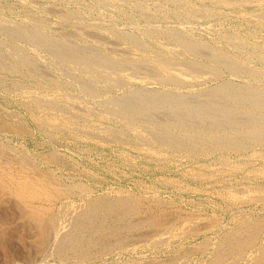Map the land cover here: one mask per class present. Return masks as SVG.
I'll use <instances>...</instances> for the list:
<instances>
[{
	"label": "rangeland",
	"instance_id": "1",
	"mask_svg": "<svg viewBox=\"0 0 264 264\" xmlns=\"http://www.w3.org/2000/svg\"><path fill=\"white\" fill-rule=\"evenodd\" d=\"M104 1H108V2H104ZM123 1V3L121 2ZM125 1V2H124ZM131 1V2H130ZM177 1V0H176ZM175 0H148L145 4V8L146 11H142L140 9L134 8V6H132V3L138 2V0H0V17L5 20H7V23L10 26L13 27H27V25L29 26V24L34 20V21H38L39 23H42L45 27V32L48 33L51 37L59 38V39H66L68 41H73V42H78L76 45L79 46V44L83 43L86 44L91 50H93V48L91 47H96L95 49L98 51H102V53L106 54V55H112L114 54V52H117V56L120 59L123 58H131L134 60H138L141 59L142 57V53L145 54L146 53H165L166 51H169L170 49L176 50V46L174 44V42L169 38H166V34L169 33H176V34H182L185 38H190V36L192 38L190 39H194V37H196L194 40H198L200 39V42H203L202 44H208L203 46V49H201V51L199 50L198 52H192V51H184L182 52L180 55V59L183 58L181 60L182 64L181 66H183V63H187L189 60H187L188 58L191 61V64L193 63V65L195 64L196 68L198 69V72H200L202 69L206 70L205 72L202 71L203 75L200 74L198 72H193L194 75H192L191 77H189L190 75H186V77L184 76L183 78L185 79H177L180 81H175L177 83H174L173 80L169 81L166 79L165 82L163 80V78H158L161 77L156 69L155 66L151 63V65H146V64H141L139 67V72H135V75L137 76V78L140 80H136V76L135 78H131V79H127L123 78L121 80H118L115 84H101L99 82H96V84H94V80L92 82V79L88 78V76L82 72H80L79 70H75L73 66L70 65V67H68L69 65L66 66L65 63H63L59 57L57 58V56H55L54 54H49V52L53 53L52 51H50L49 49H45L44 47L38 45L35 42H28L26 43L25 38H22V35L19 34H15L10 31V35L8 34L9 31L6 30H2L0 31V58H2L3 61V66H1L0 68V149L4 152L2 154V156H0V174L3 175V177L5 180H9V176L13 175L14 173H17L16 168H20V164L21 161L23 159V157H25L27 159L23 160V163H30L35 166L34 170L36 171H32V170H27L25 168V170L27 171H23L24 175L31 176L32 178V174L34 175L33 178L37 177H43L40 174H44V176L50 181L53 182V184H56V186H58L60 189H67L69 193H67L65 195L64 198H62V202L64 201L66 203V211L67 213L61 212L57 214V217L55 219V226L57 227H62V229L67 228L68 227V216H69V212H73L74 210H76L78 207H80L81 205H84L87 202V199L89 197L90 200H93V198H106V199H116V198H136L139 201V207H138V212L134 215H132L130 218L132 220H146V219H156L159 218L162 220H169L170 221L173 219L174 221V230L177 232L179 230H181V226L182 227V233L181 236L178 233L179 236H175V234L167 232L165 230V227H154L152 225H148L147 222H144V224L141 226H139L138 228H133V229H127L123 227V222H122V218L121 217H117V215L113 214L111 215V213L108 215L105 214V216L102 217V226H97L94 224V226L92 227H88L87 234L89 233V237L88 239H90L88 241V239L85 241V243L82 244L83 247L87 248V251L84 255H79L76 253L75 249L73 248H67V250L63 249L62 252L61 251H56L55 246L54 249L52 247V245H55V241H52L50 243V247L48 252L46 253V264H52V263H56V264H64V260L67 264H205V263H209L210 261L212 262L213 260V256L214 253H216L217 251H221L223 248H226L228 245V241L230 239L231 234L229 235V233H231L233 230H235V228L238 227V225L240 223H242L244 220L249 219V220H253V221H257L259 222L260 220V225H261V234L259 235V240H257L258 243H260V240L263 238V234H264V198L261 199L262 202H260V200H256V199H252L253 201H251V198H249V196H247L246 194L249 195L248 192L252 191L253 188H262L264 186V175L258 173L255 170L259 168L260 166H262V164L264 165V144H261L259 142L254 141L255 139L253 137L254 140H252L250 137L246 138L247 143L243 146V147H238L237 146H233L230 144H226L223 140V135L224 133H229L231 135V137H238V132L240 131V126L242 127L243 125H248L247 123L252 124V122L255 120V118H257V115H260V113H256L254 108L251 106L250 102H247L245 99H243L242 94L240 95L239 92H235L233 94H228V93H219L216 94L215 96L212 94L213 92V87L214 84L219 85L220 82L222 81L224 84L230 83V86H233L234 88L237 89H241L243 90L245 87L254 89V90H258L260 92H262L264 94V64H262L264 62V60L260 57V52L264 51V25L260 24L257 20V18H255V14L254 11L257 12L259 10V14L262 15V17L264 16V6H262L261 4H257L255 5L256 0L255 1H250L247 3H243L242 0H239V2H221L222 0H220L219 6L218 4L215 5L214 2H219L218 0H185L188 4L189 7V12H184L188 9H181L177 4L179 2H176ZM202 1V2H201ZM209 1V2H208ZM242 1V2H240ZM110 2V4H109ZM115 2V3H114ZM118 2V3H117ZM130 2V5H129ZM193 2V3H192ZM199 2V3H197ZM113 3V4H112ZM127 3V4H126ZM195 3V4H194ZM207 3V5H206ZM212 3V4H211ZM221 3L222 4L221 6ZM232 3V4H229ZM240 3V5L238 4ZM108 4V5H107ZM115 4V5H114ZM177 4V5H176ZM195 7V8H193ZM199 6H198V5ZM127 5V6H126ZM130 7H129V6ZM211 5V7H209ZM225 5V7H223ZM254 5L256 7H254ZM260 5V6H259ZM132 6V7H131ZM206 6V7H205ZM213 6V8H212ZM216 6V7H215ZM231 8H230V7ZM240 6V7H239ZM177 7V9H176ZM204 7V8H203ZM218 7V8H217ZM222 7V8H220ZM236 7V8H235ZM131 8V9H130ZM150 10H149V9ZM153 8V9H152ZM192 8V9H191ZM203 8V9H202ZM229 8V10H228ZM257 8V9H256ZM130 9V10H129ZM174 9H176L175 11L178 13L175 14L176 12H174ZM214 9V10H213ZM231 9V11H230ZM240 11H239V10ZM261 9V10H260ZM119 10V11H118ZM132 10L134 12H132ZM138 10V11H137ZM149 10V11H148ZM152 10V11H151ZM155 10V11H154ZM211 10V11H210ZM226 10V11H225ZM118 11V12H117ZM151 11V12H150ZM154 11V13H153ZM160 11V12H159ZM183 11V12H181ZM221 11V12H220ZM223 11V12H222ZM236 11V12H235ZM243 11L242 14L237 13V12H241ZM70 12H76V16H69L68 13ZM131 12V15L130 13ZM159 12V13H158ZM165 12V13H164ZM167 12V13H166ZM217 12V13H216ZM261 12V13H260ZM140 13V14H138ZM144 15H143V14ZM164 14H166L167 16H165L166 18H164ZM183 13V14H182ZM212 13V14H211ZM214 13V14H213ZM128 14V16H127ZM137 14V15H136ZM152 14V15H151ZM159 14V15H158ZM173 14V15H172ZM254 14V15H253ZM141 15V16H140ZM155 15H157L156 17H154ZM127 16V17H126ZM134 16V17H133ZM150 17L149 18H144V17ZM155 19H152L153 17ZM66 17V19H65ZM69 17V18H68ZM73 19H71V18ZM130 17H132L130 19ZM136 17V18H135ZM163 17V18H162ZM249 17V18H248ZM145 20H144V19ZM253 20H252V19ZM264 18V17H263ZM165 19V20H163ZM70 20V21H69ZM148 20V22H147ZM10 23H9V22ZM252 21V22H251ZM256 21V22H255ZM133 22V23H132ZM130 23L134 24L136 23L139 26H141L142 28H144L145 26H149V27H145V30L148 28V32H150L151 30H153L154 26L156 28V30H154V32H157L154 37H151L150 35H148L147 37H143V31H145L144 29L142 30L141 27H139V29L137 27L136 24H134L135 26H130L128 25ZM255 23V24H254ZM144 24V25H143ZM150 24V25H149ZM46 25V26H45ZM153 25V27H152ZM180 25H184L183 27ZM256 25V27H255ZM88 26H92L88 27ZM99 26V27H98ZM179 26V27H178ZM261 26V27H259ZM96 27V28H95ZM104 27V28H103ZM129 27V29H128ZM235 27V28H234ZM94 28V29H93ZM99 28V30H97ZM152 28V29H151ZM234 28V29H233ZM91 29V32H88ZM108 29H113L114 34L112 35L111 33H108ZM131 29V30H130ZM181 29V30H180ZM237 29V30H235ZM239 29V32H238ZM95 30V31H94ZM103 30V31H102ZM142 30V32H141ZM186 30V31H185ZM259 30V31H258ZM108 31V32H107ZM132 31V33H131ZM139 31L141 33H139ZM231 31V32H230ZM234 32V36L233 37V32ZM249 33H246V32ZM257 31V32H256ZM101 32V33H100ZM104 32V33H103ZM122 32V33H121ZM135 32V33H134ZM229 32L231 33V35H229L230 37H228ZM242 32V33H241ZM244 32V33H243ZM100 33V34H99ZM103 33V35H101ZM117 33V34H116ZM127 33H131V34H127ZM137 33H139L138 35H136ZM225 33V35H223ZM227 33V34H226ZM255 33V34H254ZM9 36H8V35ZM98 37H95V35ZM106 36H105V35ZM126 34V35H125ZM134 34V36L140 37L141 38V44L138 46H133L130 45L128 42H126L123 38V36H129ZM238 34V35H237ZM243 34V35H242ZM250 34V35H249ZM254 34V35H253ZM15 35V37H14ZM157 35V36H156ZM200 35V36H198ZM240 35V37H239ZM223 38H222V37ZM246 38H245V37ZM254 36V37H252ZM15 39H14V38ZM19 37V39H18ZM110 37V38H109ZM114 37V38H113ZM143 37V38H142ZM156 37V38H155ZM200 37V38H199ZM220 37V39H219ZM82 38V39H81ZM97 38V39H96ZM122 38V39H121ZM151 38L153 40H151ZM198 38V39H197ZM228 39H233V38H237V39H246L247 41H244V45L243 48H238L236 46V42L234 40H226ZM252 38V39H251ZM58 39V40H59ZM61 39V40H62ZM84 39V40H83ZM96 39V40H95ZM100 39V40H99ZM215 39V41H214ZM219 39V40H218ZM257 39V40H256ZM76 40V41H75ZM95 40V41H94ZM114 40V42H113ZM120 40V41H117ZM207 42H205V41ZM256 40V41H255ZM262 42H261V41ZM87 41H89L87 43ZM98 41V43H97ZM119 42V43H115ZM123 41V42H122ZM144 41V42H142ZM153 41V42H152ZM156 41V42H155ZM199 41V40H198ZM221 41V42H220ZM235 43H234V42ZM250 41V42H249ZM252 41V42H251ZM260 41V42H259ZM72 42V43H73ZM100 42V43H99ZM102 42V45H101ZM122 44H121V43ZM146 42V43H145ZM205 42V43H204ZM212 42V43H211ZM217 42V43H216ZM223 42V43H222ZM225 42H227V44H229L230 46H228ZM248 42V43H247ZM254 42V43H253ZM258 42V43H257ZM24 43V44H23ZM97 43V45L95 44ZM105 43V44H104ZM125 43V45L123 44ZM145 43V45H144ZM155 43V45H153ZM157 43V44H156ZM214 43V44H213ZM247 43V45L245 44ZM260 43L262 45H260ZM23 46H20L22 45ZM35 44V45H33ZM74 44V43H73ZM91 44V45H90ZM104 44V47H102ZM107 44V46H106ZM143 44V45H142ZM148 46H147V45ZM212 44V46H211ZM216 44V47H215ZM220 44V46H219ZM233 44L234 48L232 47ZM251 44V45H250ZM258 44V45H257ZM94 45V46H93ZM96 45V46H95ZM103 50H102V48ZM108 45H113L112 47H108ZM129 45V46H128ZM159 45V46H158ZM167 45V46H165ZM253 45V46H252ZM7 46L8 49H6L5 47ZM13 46H15L13 48ZM133 46V47H132ZM153 46V47H152ZM158 46V47H157ZM207 46V47H206ZM211 46V50L214 48H220L223 50H227L228 53L232 56H237L240 57L243 61H245V65L249 64L250 66H246L249 69H252V66L254 68H257L259 70L258 74H253L249 73L248 70L240 71L239 72H234L232 71V69L230 67H228L226 65V67L220 63H216L215 61H213L211 55H210V49H208ZM236 46V47H235ZM247 46V47H246ZM263 46V47H262ZM25 47V48H24ZM105 47L106 50H105ZM114 47V48H113ZM120 48V49H117ZM127 47V49H126ZM136 47V48H135ZM144 47V48H143ZM149 47V48H148ZM155 47V48H154ZM163 49H162V48ZM166 47V48H164ZM167 47L169 50H167ZM205 47V48H204ZM223 47V48H222ZM229 47V48H227ZM252 47V48H249ZM14 50H11V49ZM17 48H22L24 53L26 54L27 58L31 61L34 62V64H38V67H36L38 70L32 71L29 67L25 66H15L13 64L11 55ZM44 48V49H43ZM124 50H122V49ZM225 48V49H224ZM232 48V49H230ZM254 48L253 52L252 49ZM259 48V50L257 49ZM263 50H262V49ZM95 49L93 51H95ZM117 49V50H116ZM139 51H138V50ZM142 49V50H141ZM145 49V51H144ZM149 49H152L153 51H150ZM154 49L156 51H154ZM159 49L161 51H159ZM206 49V50H204ZM257 49V50H256ZM45 50V51H44ZM114 50V51H113ZM120 52H119V51ZM148 52H147V51ZM170 50V51H171ZM237 50V51H236ZM249 52H247V51ZM261 50V51H260ZM4 51V52H2ZM8 53H7V52ZM111 51V52H110ZM113 51V52H112ZM127 51V52H125ZM142 53H141V52ZM205 51V52H204ZM248 53V57L246 52ZM252 53H251V52ZM256 51H259L256 53ZM44 52V53H43ZM108 52V54H107ZM134 52V54L132 53ZM140 52V53H139ZM210 52V53H209ZM239 52V53H238ZM245 52V53H244ZM10 53V54H9ZM28 53V54H27ZM132 53V54H131ZM137 53V54H136ZM184 53V54H183ZM192 53V55L190 54ZM208 53V54H207ZM241 53V54H240ZM255 53V54H254ZM7 54V55H6ZM49 54V55H47ZM122 54V55H121ZM131 56H130V55ZM205 54V55H204ZM234 54V55H233ZM237 54V55H236ZM240 54V56H239ZM251 54V55H250ZM50 55H54L53 57ZM115 55V54H114ZM134 55V57L132 56ZM185 55V56H184ZM189 55V57H188ZM244 55V56H242ZM246 55V56H245ZM250 55V56H249ZM125 56V57H124ZM128 56V57H127ZM255 56V57H253ZM7 57V59H6ZM31 57V58H30ZM133 57V58H132ZM137 57V59H136ZM140 57V58H139ZM185 57V58H184ZM188 57V58H187ZM245 57V58H244ZM252 57V58H251ZM257 57L259 59H257ZM187 58V59H186ZM251 58V59H250ZM255 58V59H253ZM261 58V60H260ZM1 59V60H2ZM6 59V61H5ZM57 61H56V60ZM245 59V60H244ZM248 59V60H247ZM253 59V60H252ZM11 60V61H10ZM187 61V62H184ZM194 60V61H193ZM259 62H258V61ZM263 60V61H262ZM193 61V62H192ZM200 61V62H199ZM249 61V62H248ZM262 61V62H261ZM60 62V63H59ZM177 63H180V61H176ZM198 64H196V63ZM6 63V64H5ZM8 63L10 65H8ZM258 63V64H257ZM13 64V65H12ZM61 64V65H60ZM6 65V66H4ZM12 65V66H11ZM202 65V66H200ZM260 65V66H259ZM64 66V67H62ZM66 66V67H65ZM180 68V65L177 64L175 65V68ZM199 66V67H198ZM5 67V68H3ZM15 67V68H14ZM129 67V66H128ZM128 67L126 66L125 68L128 69ZM206 67V68H205ZM262 67V68H260ZM10 70L8 72V70ZM17 68H21L20 71ZM29 68V70H28ZM66 68V69H65ZM145 68H148L147 70ZM151 68V69H149ZM214 68H216L218 72V76L216 75V69L214 71ZM229 68L231 69L229 72ZM254 68V69H255ZM17 69V70H16ZM143 69L146 70L143 72ZM154 69V70H153ZM201 69V70H199ZM212 69V71H211ZM4 70V71H3ZM16 70V73H15ZM25 71L23 72V74L21 73V71ZM67 70V71H66ZM74 70V71H73ZM262 70V72L260 71ZM7 71V72H6ZM18 71V72H17ZM30 71V72H28ZM152 71V72H151ZM208 71V73H207ZM232 71V72H231ZM5 72V73H4ZM20 72V73H19ZM43 72V73H42ZM70 72V74H69ZM76 72V73H74ZM79 72V73H78ZM142 72V73H141ZM215 75H214V73ZM242 72V73H241ZM247 72V74H246ZM15 73V74H14ZM37 75H36V74ZM145 73V74H143ZM151 73H153L152 75H150ZM198 73V75H197ZM201 73V72H200ZM213 73V75L211 74ZM234 73V74H233ZM245 73V74H244ZM261 73V74H260ZM5 74V75H4ZM8 74V75H7ZM25 74V75H24ZM26 74L28 75V77L26 76ZM72 74V77H71ZM139 74H143V75H139ZM155 74V75H154ZM206 74V75H204ZM208 74V76H207ZM210 74V75H209ZM20 75V76H19ZM40 75V76H39ZM70 75V76H69ZM79 75V76H78ZM81 75V76H80ZM86 75V76H85ZM149 76L148 80L149 82H146V79H144L146 76ZM156 75L158 77H156ZM220 75V76H219ZM23 76V77H22ZM25 76V77H24ZM43 76V78L41 77ZM79 78H78V77ZM151 76V77H150ZM188 76V77H187ZM200 78H199V77ZM204 76V78H203ZM206 76V79H205ZM32 77V78H31ZM35 77V78H34ZM37 77V78H36ZM45 77V78H44ZM58 77V79H57ZM81 77V78H80ZM87 77V78H86ZM144 77V78H142ZM155 77V78H153ZM209 77V78H208ZM31 78V80H30ZM39 78V79H38ZM50 78H52L51 80L55 81V78L57 79L56 82H50ZM65 78V80H64ZM69 78V79H67ZM80 80V82L82 80L86 82H89L90 84H88V86L90 85V87L92 89H96V93L94 95L89 94L90 92L83 90L82 88H78V82L75 79ZM153 78V79H152ZM22 79V80H21ZM28 79V80H27ZM38 79V80H37ZM45 79V80H44ZM61 79V82H60ZM90 81H88V80ZM144 79V80H143ZM152 79V81H151ZM160 79V80H159ZM198 79V81H197ZM32 82H30V81ZM48 80V81H46ZM130 80V81H129ZM147 80V81H148ZM159 80V81H158ZM186 80V82H185ZM190 80V81H189ZM193 80V82L191 81ZM201 80V81H200ZM37 81V82H36ZM40 81V82H38ZM71 81V82H70ZM126 81V82H125ZM128 81V82H127ZM144 81V82H142ZM155 81V82H153ZM161 81V82H160ZM183 81V82H182ZM200 81V82H199ZM43 82L45 84H43ZM75 82V83H74ZM83 82V81H82ZM124 82V84H123ZM140 82V83H139ZM142 82V83H141ZM163 82V83H162ZM173 82V83H172ZM182 82V83H181ZM189 82V83H187ZM219 82V84H218ZM228 82V83H226ZM15 84V85H12ZM25 83V84H23ZM30 83V84H29ZM35 83V84H33ZM48 83V85H47ZM50 83V84H49ZM72 83V84H70ZM77 83V84H76ZM134 83V84H133ZM137 83V84H136ZM144 83V84H143ZM155 83V84H154ZM222 83V84H223ZM23 84V85H22ZM39 84V86H38ZM53 84V85H52ZM55 84V85H54ZM66 84V85H65ZM76 84V85H75ZM94 84V86H93ZM121 84V85H120ZM142 84V85H141ZM147 86H146V85ZM220 84V85H222ZM35 85V86H34ZM73 85V86H72ZM78 85V86H77ZM115 85V86H114ZM128 87H127V86ZM130 85V86H129ZM14 86V87H13ZM18 86V87H17ZM42 86V87H41ZM44 86V87H43ZM47 86V87H46ZM57 86V88L55 87ZM59 86V87H58ZM72 86V88H71ZM93 86V87H92ZM99 86V87H98ZM104 86V87H103ZM113 86V87H112ZM118 86V87H117ZM140 86V87H138ZM144 86V87H142ZM3 87V88H2ZM7 87V88H6ZM21 87V88H20ZM26 87H28L26 89ZM32 87V88H31ZM51 89H50V88ZM55 87V88H54ZM70 87V88H69ZM107 87V88H106ZM111 87V89H110ZM117 87V88H116ZM125 87V88H124ZM132 87V89H131ZM217 87V86H216ZM215 87V88H216ZM31 88V89H30ZM46 88V89H45ZM48 88V89H47ZM74 88V89H73ZM76 88V89H75ZM101 88V89H100ZM103 88V89H102ZM128 88V89H127ZM139 88V92L142 94H146L148 93V100L149 98L153 99L155 98V96H160L159 98H157L160 103H156L158 106H156V104H154L153 106L151 105V107L148 105V110L143 111L142 114H138L134 117H132L129 122V120L124 119V117L122 115H119L118 113L117 116L114 115L112 112H114L113 108V103L112 101H120L122 98H126V96L128 95L127 91L130 92H135L134 90ZM162 88V89H161ZM5 89V90H4ZM40 89V91H39ZM53 89V90H52ZM60 91H58V90ZM72 89V90H71ZM79 89V90H78ZM120 89V90H118ZM123 89V90H122ZM146 89L148 90V92H146ZM28 90V91H26ZM45 90V91H43ZM50 90V91H49ZM58 92H56V91ZM69 90V91H68ZM98 90V91H97ZM108 90V91H107ZM21 91V92H20ZM26 91V92H25ZM34 91V92H33ZM101 91V92H100ZM107 91V92H104ZM138 92V89L136 90ZM143 91V92H141ZM18 92V93H17ZM24 92V94H23ZM29 92V94H28ZM33 92V93H32ZM42 92V93H41ZM63 92V93H61ZM66 92V93H65ZM70 92V93H69ZM74 92V93H73ZM79 92V93H78ZM86 94H84V93ZM124 92H127V95L124 94ZM129 92V93H130ZM138 92V93H139ZM162 92V93H160ZM4 93V94H3ZM16 93V95H15ZM44 93V94H43ZM51 93H53L51 95ZM81 93V94H80ZM43 94V96H42ZM61 94V95H60ZM62 94L64 96H62ZM66 94V95H65ZM70 95L71 97H68V95ZM97 94V96H96ZM131 94V93H130ZM129 94V95H130ZM158 94V95H157ZM165 98V96L167 97V100H163L161 98H163V96ZM3 95V96H2ZM15 95V96H14ZM31 97H30V96ZM58 97H57V96ZM72 95L74 97H72ZM78 95V96H77ZM81 95V96H80ZM155 95V96H154ZM2 96V97H1ZM7 96V98H6ZM22 96V97H20ZM28 96V97H26ZM37 100H36V98ZM39 98H38V97ZM42 96V97H41ZM52 96V97H50ZM61 96V97H60ZM90 96V97H89ZM93 96V97H92ZM153 96V97H152ZM169 96V98H168ZM226 96V97H225ZM14 97V98H13ZM44 97V98H43ZM47 97V98H46ZM65 97V98H64ZM2 98V100H1ZM5 100H4V99ZM33 98V100L31 99ZM37 101H35L34 100ZM64 98V101H62ZM77 98V99H75ZM155 98V99H156ZM227 98V99H226ZM27 99V100H26ZM51 99V100H50ZM71 99V100H69ZM74 99V100H73ZM128 97L125 99L127 100ZM161 99V100H160ZM174 99V100H173ZM177 99V100H176ZM31 100V101H30ZM45 102V104L42 102ZM45 100V101H44ZM55 100L54 104L52 106H50V102L47 103L48 101H52ZM59 100V101H58ZM77 104L73 102V101ZM124 100V99H122ZM163 100V102H161ZM213 102H212V101ZM35 101V102H33ZM39 101V102H38ZM68 101V102H66ZM111 101V102H110ZM165 101V102H164ZM167 101V103H166ZM174 101H179V103ZM182 101V102H181ZM187 102V106L186 104L183 102ZM203 101V102H202ZM227 101V102H226ZM2 102V103H1ZM58 102V103H57ZM83 102V103H82ZM202 102V103H201ZM36 103V104H35ZM42 103V104H40ZM75 105V106H73ZM86 103V105H85ZM162 103V104H161ZM170 103V105L168 104ZM183 103V105L181 104ZM205 103V104H203ZM8 104V105H7ZM28 104V105H27ZM30 104V105H29ZM40 104V105H39ZM44 104V105H43ZM48 104V105H47ZM55 104H57V106H54ZM62 104V105H60ZM70 104V105H69ZM185 104V106H184ZM211 104V105H210ZM217 104V105H216ZM37 105V106H36ZM42 105V106H41ZM47 105V106H46ZM66 105V106H65ZM72 105V106H71ZM165 105V106H163ZM179 105V106H177ZM182 105V106H181ZM190 105V106H188ZM206 105H207V110H206ZM224 105V106H223ZM24 106V107H22ZM27 106V107H26ZM44 106V107H43ZM54 106V107H53ZM59 106V107H58ZM82 106V107H81ZM161 106V107H159ZM177 106V107H176ZM184 106V107H183ZM211 106V107H210ZM52 110H51V108ZM57 107V108H56ZM67 107V108H66ZM81 107V108H80ZM89 107V108H88ZM153 107V108H152ZM165 107V108H163ZM199 107V108H198ZM224 107V109H223ZM228 107V108H227ZM4 110H3V109ZM30 108V109H29ZM48 108V109H47ZM59 108V109H58ZM78 108V110H77ZM83 108V109H82ZM88 108V109H86ZM101 108V109H100ZM155 108V109H154ZM160 110H157V109ZM184 108H186L184 110ZM192 108V109H189ZM226 108V109H225ZM230 108V109H229ZM35 109V110H34ZM75 109V110H74ZM90 109V110H89ZM95 110L97 112H92L91 110ZM104 109V110H103ZM112 109V112H111ZM198 109V110H197ZM201 109V110H200ZM205 109V110H204ZM221 109V110H220ZM222 109L224 110L223 113L221 112ZM61 110V112L59 111ZM68 112H67V111ZM72 112H71V111ZM74 110V111H73ZM82 110V111H81ZM89 110V111H88ZM103 110V111H102ZM109 110V111H108ZM151 110V112H150ZM155 110V111H152ZM157 110V111H156ZM182 110V111H181ZM188 110V111H187ZM192 110V111H190ZM212 112H211V111ZM233 111V113H229L227 116V113L225 114V111ZM11 111V112H10ZM32 111V113H31ZM65 111V112H64ZM78 111V112H77ZM84 111V112H83ZM199 111V112H198ZM208 111V112H207ZM210 111V112H209ZM8 112V113H7ZM45 113L47 116V119H57L59 117H64L66 119L65 124H59L52 126L50 129L48 127H46L44 124L42 126V123L39 122L36 118L35 113ZM50 112V114H49ZM75 112V114H74ZM83 112V114H82ZM150 112V113H149ZM184 112H188V113H184ZM195 112V113H194ZM216 112V114H215ZM221 112V113H220ZM6 113V114H5ZM16 113V114H14ZM18 113V116H17ZM24 113V114H23ZM58 113V114H57ZM77 113V114H76ZM88 113V114H87ZM95 115H94V114ZM99 113V114H98ZM103 115H101V114ZM112 113L113 116H115V118H112L113 116L110 114ZM144 113V115H143ZM147 113V114H146ZM197 113H201V114H197ZM205 113V114H204ZM211 113V114H210ZM218 113V114H217ZM264 113V112H263ZM263 113H261V117L259 116L258 118H264ZM8 114V115H7ZM10 114V115H9ZM87 114V115H85ZM197 114V115H196ZM208 117H207V115ZM213 114V115H212ZM222 114V115H221ZM257 114V115H256ZM5 115V116H4ZM20 115V116H19ZM74 115V117L72 118L71 116ZM80 115V116H79ZM109 117H108V116ZM119 115V116H118ZM142 115V116H141ZM203 117L201 118L200 117ZM204 115V116H203ZM206 115V116H205ZM221 115V116H220ZM233 115V116H232ZM7 116V118H6ZM16 116V117H15ZM30 116V117H29ZM34 116V118H33ZM102 116V117H100ZM106 116V117H105ZM139 116V117H138ZM140 116L143 118L144 120L140 118ZM148 116V117H146ZM216 118V121L218 120V118L220 120H218V123L215 122L214 119L211 118ZM222 116H224V118L221 120ZM253 118H252V117ZM257 116V117H255ZM87 117V118H86ZM94 117V118H93ZM100 117V118H99ZM122 121L121 120V118ZM138 120H137V118ZM179 117V118H177ZM182 117V119L180 118ZM208 119L206 121V118ZM227 117V118H225ZM251 117V118H250ZM14 118V119H13ZM23 118V119H22ZM36 118V119H35ZM68 118V119H67ZM75 118V119H74ZM118 118V119H117ZM146 118V119H145ZM205 118V119H204ZM234 118V119H233ZM19 119V120H17ZM31 119V120H29ZM87 119V122H86ZM90 119V120H89ZM97 119V120H96ZM102 119V120H101ZM225 119L227 121H225ZM230 119V122H229ZM231 119H233L231 121ZM251 119V120H250ZM4 120V122H3ZM21 120V121H20ZM26 120V121H25ZM34 120V121H33ZM73 120V121H72ZM76 120V121H75ZM81 120V121H80ZM84 120V121H83ZM141 120V121H140ZM181 120V121H180ZM193 120V122H192ZM204 122H203V121ZM211 122H210V121ZM264 120V119H263ZM8 121V122H7ZM18 121V122H17ZM37 121V122H35ZM72 123H70V122ZM91 123H89V122ZM137 121V124L136 122ZM142 121L144 122V125L142 124ZM180 121V122H179ZM219 121L221 123L224 122V125L226 124L227 126H223L219 124ZM2 122V123H1ZM7 122V123H6ZM11 122V123H10ZM16 122V123H15ZM23 122V123H22ZM76 122V123H75ZM79 122V123H78ZM95 122V123H94ZM106 122V123H105ZM125 122H127L125 124ZM129 122V123H128ZM148 122V123H147ZM156 122V123H153ZM159 122V123H158ZM211 124H210V123ZM213 122V123H212ZM228 122V123H227ZM231 122L232 125H231ZM6 123V124H5ZM36 123V124H35ZM39 123V124H38ZM85 123V124H84ZM89 123V124H88ZM117 123V125H116ZM123 123V124H122ZM131 123V124H130ZM135 125H134V124ZM141 123V124H139ZM145 123H147L145 125ZM154 124V125H150V124ZM162 125H159L161 124ZM165 125H164V124ZM175 123V124H174ZM192 123V124H191ZM196 123V125H195ZM199 123V124H198ZM202 123V124H201ZM205 123V125H203ZM208 123V124H207ZM217 123V125H216ZM230 123L231 126H228ZM246 123V124H245ZM2 124V125H1ZM4 124V125H3ZM13 126H12V125ZM75 124V125H74ZM92 124V125H91ZM94 124V125H93ZM127 124H129V130L127 127ZM133 124V125H132ZM149 124V125H148ZM235 124V125H234ZM236 124L238 126V128H236ZM249 124V126L251 125ZM28 125V126H27ZM37 125V126H36ZM74 125V126H73ZM132 125V126H131ZM140 125V126H139ZM157 125V126H156ZM164 125V126H163ZM195 125V126H193ZM207 125V126H206ZM209 125V126H208ZM211 127L210 130L208 127ZM219 125V127H218ZM12 126V127H11ZM21 126H24V128H22V130L19 129V127L21 128ZM39 126V127H38ZM66 126V127H64ZM72 126V127H71ZM77 126V127H76ZM122 128H121V127ZM138 126V127H137ZM174 126V127H173ZM178 126V128H177ZM192 126V127H191ZM202 126V127H200ZM205 126V127H203ZM214 126V127H213ZM217 129H216V127ZM252 126V125H251ZM28 127V128H27ZM37 127V128H36ZM46 127V128H44ZM88 127V128H87ZM98 127L99 131H98ZM101 127V128H100ZM105 127V128H102ZM126 127V128H125ZM132 127V128H131ZM138 129H137V128ZM140 127V130H139ZM141 127H142V132H141ZM145 127V128H144ZM165 127L167 129H165ZM196 127V129L194 128ZM199 127V128H198ZM228 127V128H227ZM8 128L9 131H8ZM14 128V129H13ZM40 128V130H39ZM60 128V130H59ZM70 128V129H69ZM82 128V129H81ZM84 128V129H83ZM85 128L86 132H85ZM92 128V129H90ZM115 128V129H114ZM121 128V129H120ZM153 128V129H152ZM171 128V129H170ZM175 128V129H174ZM222 128V129H221ZM36 129V130H35ZM53 129V130H52ZM58 129V130H57ZM66 129V130H65ZM103 129V130H102ZM133 129V130H132ZM135 129V130H134ZM146 129V130H145ZM148 129V130H147ZM151 129V131L149 130ZM184 129V131H183ZM192 129V130H191ZM201 129V130H200ZM215 129V130H214ZM220 129V130H219ZM233 129V130H232ZM237 129V131H236ZM15 130V131H14ZM34 130V131H33ZM38 130V131H37ZM44 130H46L45 132H43ZM63 130V131H62ZM68 130V131H67ZM80 130V131H78ZM82 130V131H81ZM89 130V132H88ZM138 130V131H137ZM161 133H160V131ZM163 130V131H162ZM164 130H166V132H164ZM173 130V131H172ZM179 130V131H178ZM196 130V132H195ZM205 130V131H204ZM209 130V131H208ZM219 130V131H218ZM226 130H228L226 132ZM3 131V132H2ZM26 131V132H25ZM48 131V132H47ZM54 131V132H53ZM62 131V132H61ZM91 131V132H90ZM93 131V134H92ZM101 131V132H100ZM133 131V132H132ZM136 131V132H135ZM147 131V132H146ZM154 131L153 134H157V137L152 135V132ZM169 133V140H165L163 138H161L160 136L166 135L163 133ZM183 131V132H181ZM194 131V132H193ZM201 131V132H200ZM206 131H208L206 133ZM213 131V132H212ZM217 131V132H216ZM223 131V132H221ZM234 131V132H233ZM22 132V133H21ZM53 132V133H52ZM56 132V134H55ZM60 132V133H59ZM76 132V133H75ZM88 132V133H87ZM125 132V133H124ZM139 132V133H138ZM141 132V133H140ZM144 132V133H143ZM151 134H150V133ZM174 132V133H172ZM191 132V133H189ZM200 132V134H199ZM219 134H215L218 133ZM9 133V135H8ZM15 133V134H14ZM35 133L37 135H35ZM49 133V134H48ZM64 133V134H63ZM85 133V134H84ZM98 133V134H97ZM100 133V134H99ZM117 133H120L119 137H116ZM128 133V134H127ZM133 133V134H132ZM136 133V134H135ZM149 133V134H148ZM174 135V137L172 136V134ZM194 133V134H192ZM206 133V134H205ZM214 133V134H212ZM223 133V134H222ZM7 134V135H6ZM22 134V135H21ZM45 134V135H44ZM52 134V135H51ZM73 134V135H72ZM96 134V135H94ZM128 136H127V135ZM131 134V135H130ZM139 135L140 137H136V135ZM142 134V135H141ZM144 134V135H143ZM178 134V135H177ZM190 135V136H185V135ZM212 134V135H211ZM222 134V135H221ZM224 135L225 138L229 135ZM25 135V137H24ZM70 135V136H69ZM87 135V136H86ZM150 135V136H149ZM177 135V137L175 138V136ZM181 135V136H180ZM195 136L194 138L191 136ZM201 135V136H200ZM204 135V136H203ZM211 135V136H209ZM229 135V136H230ZM233 135V136H232ZM237 137H236V136ZM5 136V137H4ZM11 136V137H10ZM36 136V137H35ZM39 136V137H38ZM45 136V137H44ZM90 136V138L88 137ZM123 136V137H122ZM131 136V137H130ZM135 136V137H133ZM154 136V137H153ZM174 138V140H172L171 138ZM179 136V137H178ZM203 136V137H202ZM208 136V137H207ZM214 136V137H213ZM216 136V137H215ZM219 136H221L222 138H219ZM8 137V139H7ZM9 137L11 139H9ZM23 137V138H22ZM31 137V138H30ZM49 137V138H48ZM81 137V138H79ZM85 137V138H84ZM106 139H103V138ZM126 137V138H125ZM130 137V140L129 138ZM145 137V140L143 139ZM153 137L154 140L158 141H154L153 139L151 140V138ZM160 140L163 139V140ZM187 137H191V138H187ZM199 137V138H197ZM217 137H218V141H217ZM5 140H4V139ZM78 138V139H77ZM95 138V139H93ZM121 138V139H120ZM128 138V139H127ZM134 138V139H133ZM141 140H138V139ZM177 138H180L182 141L183 138V142L186 143L188 140V142L186 143L187 146L182 143L180 144L181 146H179V141L177 142ZM209 140H208V139ZM215 140L213 141L212 140ZM224 138V139H225ZM250 138V140H249ZM7 139V140H6ZM51 139V140H50ZM54 139V140H53ZM108 139V140H107ZM120 139V141H119ZM125 139V140H124ZM134 140V142H131ZM176 139V140H175ZM199 139V140H198ZM94 140V141H93ZM113 140V141H112ZM175 142H172V141ZM193 140V141H192ZM205 140V141H203ZM208 142H207V141ZM2 141V142H1ZM9 141V142H8ZM42 141V142H41ZM79 141V142H78ZM83 141V142H82ZM126 141V142H125ZM128 141V142H127ZM153 143H152V142ZM166 141V142H165ZM167 141H171L170 143ZM192 141V142H191ZM213 141V142H212ZM222 141V142H221ZM4 142V143H3ZM41 142V144H40ZM94 142V143H93ZM113 142H115L113 144ZM130 142V143H129ZM143 142V144H142ZM156 142V143H155ZM158 142V144H157ZM160 142L161 143L160 145ZM195 142V143H194ZM217 142V143H216ZM221 142V144H220ZM224 142V143H223ZM255 142V144H254ZM86 143V144H85ZM88 143V144H87ZM124 143V144H123ZM134 143V144H133ZM166 143H169L170 145L168 146L165 145ZM181 143V142H180ZM196 144L199 145L196 147V145L192 146V144ZM201 143V144H200ZM209 143V144H208ZM216 143V144H215ZM222 143L224 144L222 146ZM258 143V144H257ZM11 144V145H9ZM40 144V145H39ZM110 144V145H109ZM129 146H128V145ZM130 144H132L130 146ZM144 145L147 146L150 144V146H148V148L154 150L153 155L143 151L140 148V145ZM152 144V145H151ZM175 144V145H174ZM191 144V145H190ZM203 144V145H202ZM212 146V148L210 147L209 149L205 146ZM247 144H251V147ZM90 147H88V146ZM94 145V146H93ZM101 145V146H99ZM106 145V146H104ZM113 145V146H112ZM141 145V147H143ZM157 145V146H155ZM160 145V147H159ZM175 146L174 148H172V146ZM178 145V146H177ZM184 145V146H183ZM190 147H189V146ZM205 149H201V146ZM221 145V146H220ZM231 147V149L229 148V146ZM99 148H98V147ZM164 146V147H163ZM177 146V148H176ZM221 149H220V147ZM226 146L228 148H226ZM233 146V147H232ZM254 146V147H253ZM257 146V147H256ZM8 147V148H7ZM15 147V148H14ZM19 147V148H18ZM80 147V148H79ZM102 147V148H101ZM117 147V149H116ZM126 147V148H123ZM168 147V148H167ZM170 147V148H169ZM184 147H188V148H184ZM193 147V148H191ZM195 147V148H194ZM215 147H218L215 149ZM224 147V149H223ZM250 150H249V148ZM253 147V148H252ZM4 148V149H3ZM11 150H8V149ZM111 148V149H110ZM116 150H115V149ZM134 148V149H132ZM137 148V149H136ZM158 148V149H157ZM165 148V149H164ZM183 148L184 150H188L183 152ZM194 150H191V149ZM214 148V149H213ZM241 148V150H240ZM244 148V149H243ZM248 148V149H247ZM252 148V149H251ZM18 149V150H17ZM19 149L21 151H19ZM28 149V150H27ZM82 149V150H81ZM100 149V150H99ZM141 149V150H140ZM158 151H157V150ZM161 149V152L160 150ZM174 149V151L172 150ZM180 149V150H179ZM211 149V151H210ZM220 149V150H219ZM229 149V150H228ZM236 149V150H235ZM238 149V151H237ZM257 149L259 151H257ZM6 150V151H5ZM16 150V151H15ZM136 150H138L136 152ZM199 150V151H198ZM201 150V151H200ZM232 150V151H231ZM9 151V153H8ZM15 151V152H13ZM29 151V152H26ZM58 151V152H57ZM97 151V153H96ZM104 151V153H103ZM111 151V152H110ZM118 151V152H117ZM142 151V152H141ZM157 151V152H156ZM164 151V153H163ZM181 151V152H180ZM194 151V152H191ZM196 151V152H195ZM203 151V152H202ZM208 151V152H207ZM235 151V152H234ZM252 151V152H251ZM100 152V153H99ZM110 152V153H108ZM115 152V153H114ZM127 152V153H126ZM129 152V153H128ZM136 152V153H135ZM141 152V153H140ZM174 152V153H173ZM202 154H201V153ZM207 153L206 155L204 154ZM230 152V153H229ZM249 152V153H248ZM258 152V154H257ZM31 153V154H30ZM138 153V154H137ZM160 153V156L162 157H157L158 154ZM163 153V154H162ZM176 153V154H175ZM181 153V154H180ZM208 153H212L210 154V158L208 156ZM214 153V155H213ZM222 153L223 156L220 154ZM263 153V154H262ZM18 154V155H17ZM53 156H52V155ZM119 154V155H118ZM133 154V155H132ZM169 154V155H168ZM173 154V155H172ZM175 154V155H174ZM181 157H180V155ZM201 154V155H199ZM226 154V155H225ZM229 154V155H228ZM244 154V155H243ZM251 154V155H249ZM260 154V157H258ZM6 155V156H5ZM8 155V156H7ZM14 155V156H13ZM42 155V157H41ZM110 155V156H109ZM128 157L126 158L125 157ZM128 155V156H127ZM133 157H131V156ZM172 155V156H171ZM183 155V156H182ZM191 155V157H190ZM199 155V156H198ZM204 155V156H203ZM219 155V156H218ZM228 155V157H226ZM239 155V156H238ZM241 155V157H240ZM253 155V156H252ZM255 155V156H254ZM257 155V156H256ZM263 155V156H262ZM4 156V157H3ZM20 156V157H19ZM40 156V157H38ZM45 156V157H44ZM108 156V157H107ZM153 156V157H152ZM165 156V157H164ZM171 156V157H170ZM174 156V157H173ZM215 156L217 158H215ZM243 156V157H242ZM251 156V157H249ZM262 156V157H261ZM6 157V158H5ZM10 157V158H9ZM15 158V159H11V158ZM52 159H50V158ZM125 157V158H124ZM146 157V158H145ZM176 157V158H175ZM180 157V158H179ZM185 157V158H184ZM221 157V158H219ZM226 157V158H225ZM230 157V159H229ZM238 157V158H237ZM255 159H252L254 158ZM257 157V158H256ZM1 158H4L1 160ZM43 158V159H42ZM103 158V159H102ZM167 158L170 160H167ZM172 158V161H171ZM175 158V160H174ZM188 158V159H187ZM191 158V159H190ZM197 158V159H196ZM235 158V159H234ZM241 158V159H240ZM251 161H250V159ZM263 158V159H261ZM34 159V160H33ZM40 159V160H39ZM50 159V160H48ZM53 159H55L53 161ZM102 159V160H101ZM127 159V160H126ZM131 159L133 161H131ZM136 159V160H135ZM149 159V160H148ZM153 159V160H152ZM181 159V160H180ZM195 159V160H194ZM200 159V160H198ZM202 159V160H201ZM215 159V160H213ZM220 159V160H219ZM243 159V160H242ZM5 160H7L8 162H6ZM13 160V161H12ZM29 160V161H28ZM45 162H44V161ZM92 160V161H91ZM110 160V161H109ZM122 160V161H120ZM142 160V161H140ZM147 160V161H146ZM167 160V162H166ZM187 160V161H186ZM194 160V161H193ZM227 161V166H223L225 163L224 161ZM241 160V161H240ZM250 162H249V161ZM254 160V161H253ZM257 160V161H256ZM33 161V162H32ZM42 161V162H41ZM57 163H56V162ZM135 161V162H134ZM137 161V163H136ZM165 161V162H164ZM179 161V163H178ZM193 161V162H192ZM197 161V162H196ZM203 161V162H202ZM219 161H222L219 162ZM225 161V162H226ZM10 162V163H9ZM12 162V163H11ZM18 162V163H17ZM108 165H107V163ZM119 162V163H118ZM170 162V163H169ZM192 162V163H191ZM201 162V163H200ZM210 162V163H209ZM217 165H215L214 164ZM236 162V163H235ZM242 162V164L240 163ZM244 162V163H243ZM260 162V163H259ZM262 162V163H261ZM105 163V164H104ZM124 163V164H123ZM130 163V164H129ZM133 163V165H132ZM145 163V164H144ZM153 163V164H152ZM155 163V164H154ZM167 163V164H166ZM191 163V164H188ZM205 163V164H204ZM206 163L207 166H206ZM219 163V164H218ZM235 163V164H233ZM248 163V164H247ZM1 164H6V167H4L5 165H1ZM15 164V165H14ZM18 164V165H17ZM118 164V165H117ZM122 164V166H121ZM141 164V165H140ZM147 164V165H146ZM171 164V166H170ZM187 164V165H186ZM195 164V165H194ZM203 164V165H201ZM214 164V165H213ZM223 164V165H222ZM237 164V165H236ZM111 167H110V166ZM113 165V166H112ZM136 165V166H135ZM139 165V166H138ZM154 165V166H153ZM162 165V166H160ZM167 165V166H166ZM181 165V166H180ZM194 165V166H193ZM200 165V166H199ZM228 165H231L228 166ZM235 165V166H234ZM240 165V166H238ZM254 165V166H253ZM259 165V166H256ZM2 166V167H1ZM8 166V168H7ZM40 166V167H39ZM46 166V167H45ZM51 166V167H50ZM57 166V167H56ZM116 166V167H115ZM135 166V167H134ZM170 166V167H169ZM177 166V167H176ZM179 166V167H178ZM198 166V167H197ZM234 166V171L233 167ZM253 166V167H252ZM12 167V168H11ZM53 167V168H52ZM105 167V168H104ZM107 167V168H106ZM109 167V168H108ZM115 167V169H114ZM125 167V168H123ZM130 167V168H129ZM138 167V168H137ZM145 167V168H144ZM174 167V168H173ZM197 167V168H196ZM208 167V168H207ZM212 167V170H211ZM223 169H222V168ZM230 170H228L229 168ZM252 169H251V168ZM51 168V169H50ZM104 168V169H103ZM119 168V169H118ZM128 168V169H127ZM137 168V169H136ZM144 168V169H143ZM148 168V169H146ZM190 168V169H189ZM210 168V169H209ZM218 168V169H217ZM254 168V169H253ZM8 169V170H7ZM13 169V170H12ZM44 169V171H43ZM47 169V172H45ZM50 169V170H49ZM54 169V170H53ZM133 169V170H132ZM160 169V170H159ZM173 169V170H172ZM198 169V170H197ZM218 172H215V170ZM222 169V170H219ZM238 169V170H237ZM242 169V170H240ZM248 169V170H247ZM40 171V174L38 175V171ZM108 170V171H107ZM136 170V171H135ZM146 170V172H145ZM153 170V171H152ZM159 170V171H158ZM245 170V171H244ZM253 170L255 171L253 173ZM8 171V172H7ZM31 171V172H30ZM107 171V172H106ZM113 171V172H112ZM149 171V173H148ZM191 171V174H190ZM206 172L205 174L207 175V177L205 176L204 178H199L198 181H196L198 178L195 179V177L193 176V174L195 173H199V172ZM221 171V173H219ZM225 171H227L225 173ZM240 171V172H239ZM34 172V173H33ZM51 172V173H50ZM87 172V173H86ZM91 172V173H90ZM112 172V173H111ZM118 172V173H117ZM131 172V173H130ZM145 172V173H144ZM151 172V173H150ZM157 172V173H156ZM174 174H173V173ZM208 172V173H207ZM210 172V173H209ZM223 172V173H222ZM253 174H252V173ZM7 173V174H6ZM32 173V174H31ZM37 173V174H36ZM51 175H50V174ZM84 173V174H83ZM127 173V174H126ZM130 173V174H129ZM141 173V174H139ZM161 173V174H159ZM243 173V174H242ZM248 173V174H246ZM258 173V176L257 174ZM11 174V175H10ZM31 174V175H29ZM57 174V175H56ZM99 174V175H98ZM113 174V175H112ZM122 174V175H121ZM210 176H209V175ZM220 174V175H219ZM234 174V175H233ZM237 174H239L237 176ZM241 174V175H240ZM245 174V175H244ZM252 174V175H251ZM37 175V176H36ZM54 175V177H53ZM92 175H94L92 177ZM120 175V176H119ZM125 175V176H124ZM147 175V176H146ZM160 175V176H159ZM180 175V176H179ZM184 175V176H183ZM213 175V176H212ZM215 175V177H214ZM224 175V176H222ZM226 175V176H225ZM245 177H244V176ZM261 175V176H260ZM116 176V177H115ZM118 176V177H117ZM137 176V177H136ZM193 176V177H192ZM228 176H230L229 179ZM250 176V177H249ZM51 177V178H49ZM61 177V178H60ZM115 177V178H114ZM184 177V179H183ZM192 177V178H190ZM211 177V178H209ZM223 177V178H222ZM225 177V178H224ZM163 178V179H162ZM175 178V179H174ZM206 178V179H205ZM227 178V179H226ZM234 178V179H233ZM237 178V179H235ZM241 178V179H240ZM247 178V179H246ZM53 179H55L53 181ZM60 179V180H59ZM147 179V180H146ZM156 179V180H155ZM174 179V180H173ZM187 179V180H186ZM191 179V180H190ZM195 179V180H194ZM209 179V180H208ZM213 179V181H212ZM222 179V180H220ZM245 179V180H244ZM256 179V180H255ZM258 179V180H257ZM57 180L58 184L55 183ZM165 180V182H164ZM179 180V182H178ZM207 180V183H206ZM225 180V181H224ZM228 180V182H227ZM248 180V181H247ZM263 180V181H262ZM95 181V183H94ZM166 181L167 184H166ZM173 181V182H172ZM182 181V182H181ZM184 181V182H183ZM210 181V182H209ZM215 181V182H214ZM234 181V182H233ZM240 181V182H239ZM62 182V183H61ZM72 182V183H70ZM162 182V183H161ZM197 182V184H196ZM217 182V183H216ZM219 182V183H218ZM250 182V183H249ZM261 182V183H260ZM79 183V184H78ZM86 184L87 186L81 185V184ZM97 183V184H96ZM146 183V185H145ZM157 183V184H156ZM183 183V184H182ZM226 183V184H225ZM229 185H228V184ZM252 183V184H251ZM257 183V184H256ZM263 183V185H262ZM65 184H68L65 185ZM76 184L78 186H76ZM172 186H171V185ZM180 184V185H179ZM190 184V185H189ZM193 184V185H192ZM196 184V185H195ZM199 184V185H198ZM203 184V185H202ZM211 184V185H210ZM220 184V186H219ZM231 184V186H230ZM241 184V185H240ZM248 184V186L246 185ZM255 184V185H254ZM71 185V186H70ZM75 185V188L73 187ZM142 185V186H141ZM178 185V186H177ZM210 185V187H209ZM213 185V186H212ZM227 185V186H226ZM236 185V186H235ZM257 185V186H256ZM260 185V187H259ZM68 188H72V193L71 189ZM90 186V187H89ZM144 186V188H143ZM150 186V187H149ZM175 186V187H174ZM188 186V187H186ZM204 186V187H203ZM222 186V187H221ZM226 186V187H225ZM229 186V187H228ZM233 186V187H232ZM240 186V187H238ZM246 186V187H245ZM251 186V187H250ZM262 186V187H261ZM92 187V189H91ZM166 187V188H165ZM176 189H174V188ZM186 187V188H185ZM193 187V189H192ZM213 187V188H212ZM224 187V189H222ZM244 187V189H243ZM80 188V189H79ZM173 188V189H172ZM196 188V189H195ZM201 188V189H200ZM210 188V189H209ZM215 188V189H214ZM228 191H226V189ZM229 188V189H228ZM235 191L238 190L239 193L237 196H233L229 193V190ZM236 188V189H235ZM249 188V189H247ZM89 189V190H88ZM94 189V190H93ZM124 189V190H123ZM137 189V190H136ZM153 189V190H152ZM169 189V190H168ZM200 189V190H199ZM207 190L206 192L204 190ZM214 189V190H213ZM235 189V190H234ZM240 189V190H239ZM244 190L243 192L246 194H243L241 191ZM247 189V190H246ZM76 190V191H75ZM88 190V191H87ZM103 190V191H101ZM122 190V192L120 191ZM130 190V191H129ZM147 190V192H146ZM179 192H178V191ZM196 190V191H195ZM250 190V191H249ZM98 191V192H97ZM116 191H118L116 193ZM129 191V192H128ZM144 191V192H143ZM150 191V192H149ZM155 191V193H154ZM175 191V192H174ZM187 191V192H186ZM191 191V192H189ZM210 191V192H209ZM254 191V190H253ZM76 192H78V194H75ZM80 192V193H79ZM92 192V193H91ZM112 192V193H111ZM128 194H127V193ZM132 192V193H131ZM142 195H141V193ZM174 192V193H173ZM194 192V193H193ZM222 194H221V193ZM224 192V194H223ZM226 192V193H225ZM89 193V194H88ZM99 195H98V194ZM122 193V194H120ZM145 193L147 195H145ZM152 193V195H151ZM186 193V194H185ZM201 195H200V194ZM241 193V194H240ZM94 194V195H93ZM106 194V195H105ZM110 196H107L109 195ZM112 194V195H111ZM126 194V195H125ZM136 194V195H135ZM141 197H140V195ZM159 194V195H158ZM161 194V195H160ZM175 194V195H174ZM177 194V195H176ZM192 194V195H190ZM195 194V195H194ZM203 194V195H202ZM214 194V195H213ZM228 194V195H227ZM88 195V196H87ZM97 195V196H96ZM135 195V196H134ZM139 195V196H138ZM156 195V196H153ZM158 195V196H157ZM183 195V196H182ZM200 195V196H199ZM210 195V196H209ZM226 195V196H225ZM244 195V196H243ZM92 196V197H91ZM118 196V197H116ZM125 196V197H124ZM143 196V197H142ZM152 196V197H151ZM183 198H181V197ZM205 196V197H204ZM224 196V197H223ZM72 197V198H71ZM82 197V198H81ZM146 197V198H145ZM156 197V198H155ZM159 197V198H158ZM178 197V198H177ZM186 197V198H184ZM192 197V198H191ZM233 198L231 200V198ZM245 197V199H244ZM247 197V199H246ZM86 198V200H85ZM149 198V199H148ZM171 198V199H170ZM175 198V199H174ZM205 198V199H204ZM210 198H212V200H210ZM215 198V199H214ZM68 199V200H67ZM88 199V200H89ZM145 199V200H144ZM148 199V200H147ZM152 199V200H151ZM163 199V200H160ZM190 199V201H188ZM203 199V200H202ZM220 199V200H219ZM225 199V200H224ZM229 199V201H228ZM235 199V200H234ZM79 202H78V201ZM147 200V201H146ZM159 200V201H158ZM201 200V201H200ZM245 200H247L245 202ZM249 200V201H248ZM81 201V202H80ZM145 201V202H144ZM150 201V202H149ZM165 201V202H164ZM199 201V202H198ZM234 201V202H233ZM258 201V202H257ZM71 202V203H70ZM78 202V203H77ZM83 204H80L82 203ZM149 202V203H148ZM168 202V203H167ZM195 202V203H194ZM204 202V203H202ZM225 202V203H224ZM231 202V203H230ZM240 202V203H239ZM257 202V203H256ZM148 203L147 205H144ZM154 203V204H153ZM159 203V204H158ZM160 203H163L162 206ZM207 203V204H206ZM219 203V204H218ZM221 203V204H220ZM256 203V204H255ZM72 204V205H71ZM165 204V205H164ZM199 204V205H198ZM212 204V205H210ZM142 205V206H141ZM169 205V206H168ZM206 205V206H205ZM208 205V206H207ZM220 205V207H219ZM230 207H229V206ZM234 205V206H233ZM237 205V206H236ZM241 205V207H240ZM252 205V206H251ZM69 206V208H68ZM147 206V207H146ZM166 206V208H165ZM175 206V207H174ZM196 206V207H195ZM203 206V207H202ZM205 206V207H204ZM211 206V207H210ZM71 207V209H70ZM77 207V208H74ZM142 207V208H141ZM169 207V208H168ZM180 208L179 212H176V210L178 211V208ZM183 207V208H182ZM191 207V208H190ZM202 207V208H200ZM73 208V209H72ZM151 208V209H150ZM154 208V209H153ZM176 208V209H175ZM182 208V209H181ZM216 208V209H215ZM222 208V209H220ZM224 208V209H223ZM228 208V209H227ZM245 208V209H244ZM259 208V209H258ZM69 209V211H68ZM140 209V210H139ZM143 209V210H142ZM149 209V210H148ZM165 209V210H164ZM169 209V211H168ZM173 210L172 214L170 212V210ZM184 209V210H183ZM197 209V210H195ZM243 209V210H242ZM248 209V210H247ZM252 209V210H251ZM72 210V211H71ZM145 210H147L145 212ZM163 210V211H162ZM205 210V211H204ZM219 210V211H218ZM226 210V212H225ZM241 210V211H240ZM157 211V212H156ZM160 211V212H159ZM189 211H193L192 213ZM197 211V212H195ZM216 211V212H215ZM222 211V212H221ZM237 211V212H236ZM57 212V211H56ZM149 212V213H148ZM155 212V213H154ZM167 212V213H165ZM176 212V213H174ZM204 212V213H203ZM209 212V213H208ZM218 212V213H217ZM235 212V213H233ZM239 212V214H238ZM246 212V213H243ZM257 212V213H256ZM259 212V214H258ZM143 213V214H142ZM145 213V214H144ZM178 213V214H177ZM202 213V214H201ZM223 213V214H222ZM226 213V214H224ZM242 213V214H241ZM249 213V214H248ZM253 215H252V214ZM62 214V215H59ZM139 214V215H138ZM167 214V215H166ZM171 214V215H170ZM200 214V215H199ZM212 214V215H211ZM220 214V215H219ZM237 214V215H236ZM244 214V215H243ZM248 214V215H247ZM68 215V216H66ZM136 215V217H135ZM188 217H187V216ZM205 215V217H204ZM208 215V216H207ZM211 215V216H210ZM223 215V216H222ZM261 215V217H260ZM16 216V218H14ZM64 216L66 218V220L64 219ZM165 216V217H164ZM179 216V218L177 217ZM183 216V217H182ZM185 216V217H184ZM195 216V217H194ZM210 216V217H209ZM219 216V217H218ZM244 216V217H243ZM61 217V218H60ZM106 217V218H105ZM141 217V218H140ZM146 217V218H143ZM167 217V219H166ZM191 217V218H189ZM194 217V218H193ZM199 217V218H198ZM209 217V218H208ZM230 220H229V218ZM235 217V218H234ZM63 218V219H62ZM105 218V219H104ZM114 218V219H112ZM140 218V219H139ZM165 218V219H164ZM175 218V219H174ZM177 218V219H176ZM180 218H183L180 219ZM214 220H212V219ZM222 218V219H221ZM233 218V219H232ZM243 218V219H241ZM257 218V219H255ZM260 218V219H258ZM22 218H19L17 215L12 216L11 218H9L7 221L2 223V226L4 227H11V226H15L20 224L21 222H19ZM60 219V220H59ZM105 222H103L104 220ZM112 219V220H111ZM185 219V220H184ZM188 219V220H187ZM200 219V220H199ZM204 219H210L207 223L206 221V229L205 227L202 228L201 226H199V222L202 221L201 225L204 224ZM221 219V220H220ZM238 219V220H236ZM59 220V223H58ZM196 220V221H195ZM219 220V221H218ZM18 221V222H17ZM62 221V222H61ZM112 221V222H111ZM119 221V222H116ZM193 223H192V222ZM212 221V223H211ZM218 221V222H217ZM239 221V222H238ZM263 221V222H262ZM214 222V223H213ZM234 222V223H233ZM65 223V224H64ZM67 223V224H66ZM106 223V224H105ZM122 223V224H121ZM182 223V224H181ZM210 223V225H209ZM217 224V228L216 225ZM220 223V224H219ZM225 223V224H223ZM231 223V224H230ZM239 223V224H238ZM60 224V225H59ZM107 224L109 226H107ZM114 224V225H113ZM118 224V225H117ZM177 224L179 226H177ZM181 224V225H180ZM190 224V225H189ZM198 224V225H197ZM205 224L203 226H205ZM214 224V226H213ZM229 224V225H228ZM192 225V226H191ZM196 226V230L197 232H195L196 230L194 229V226ZM233 225V226H232ZM24 227H27L26 224H23ZM65 226V227H63ZM114 226L119 227L116 231L118 232V235H114L117 238H122V241L116 242V241H112V240H108L105 239L103 237V233L108 234L109 236L113 235V228ZM189 226V228L187 227ZM221 226V227H220ZM237 226V227H236ZM4 227V228H5ZM7 227V228H8ZM107 227V228H106ZM144 227V228H143ZM146 227V228H145ZM148 227V228H147ZM193 227V228H192ZM235 227V228H234ZM263 227V228H262ZM101 228V229H100ZM103 228V230H102ZM110 228V229H109ZM122 228V229H121ZM124 228V229H123ZM184 228V229H183ZM189 230H188V229ZM233 228V230H232ZM86 229V230H87ZM97 229V231H96ZM193 232H189V231ZM200 229V230H199ZM205 229V231H204ZM209 229V230H208ZM229 231H228V230ZM232 231H231V230ZM95 230V232H94ZM111 232H108L110 231ZM127 230V231H126ZM144 230V231H143ZM153 230V231H150ZM158 232H156V231ZM165 230V232H164ZM188 230V232H187ZM195 230V231H194ZM208 230V231H207ZM122 231V232H120ZM133 231V232H132ZM139 231V232H138ZM143 231V232H142ZM148 231V232H147ZM155 231V232H154ZM185 231V232H184ZM199 231V232H198ZM202 231V232H201ZM204 231V232H203ZM222 231V232H221ZM228 231V232H227ZM94 232V233H93ZM101 232V233H100ZM154 232V233H152ZM160 232V233H159ZM164 232V233H163ZM226 235H224L225 233ZM92 233V235H91ZM96 233V234H95ZM112 233V234H111ZM128 233L133 234V235H129ZM139 233V234H137ZM144 233V235H143ZM162 233V234H161ZM169 233V234H168ZM181 233V232H180ZM188 233V234H187ZM196 233V234H195ZM204 233V234H203ZM94 234V235H93ZM100 234V235H99ZM125 234V235H124ZM135 234V235H134ZM150 234L152 236H150ZM99 235V236H98ZM120 235V236H119ZM123 235V236H121ZM158 235V237H157ZM141 236V237H140ZM222 236V237H221ZM96 237V238H95ZM139 237V238H138ZM153 237H156L157 240H161V237L163 238L161 240V242L159 241H154ZM165 237H167L165 239ZM186 237V238H184ZM188 237V239H187ZM206 239H205V238ZM226 237V238H225ZM99 238V239H98ZM102 238V239H100ZM125 238L127 240H125ZM129 238V239H128ZM137 238V239H135ZM146 238V239H145ZM148 238V239H147ZM180 238V239H179ZM221 238V239H220ZM98 239V240H97ZM171 241H170V240ZM174 239V240H172ZM185 239V240H184ZM197 239V240H196ZM202 239V241L200 240ZM205 239V241H204ZM208 239V240H207ZM227 239V241H226ZM108 240V241H107ZM143 240V241H142ZM146 240V241H145ZM152 240V242H151ZM156 240V239H155ZM169 240V241H168ZM179 240V242H178ZM183 240V241H182ZM207 240V241H206ZM98 241V242H97ZM101 241H103V245L101 243ZM106 241V242H104ZM113 243H112V242ZM129 241V242H128ZM165 241V242H164ZM168 241V242H167ZM176 241V243H175ZM219 241V242H218ZM221 241V242H220ZM226 241V242H225ZM91 242V243H90ZM100 242V243H99ZM107 242H111L110 244ZM124 242V243H121ZM128 242V244H127ZM144 242V243H143ZM149 242V243H147ZM200 242V244H199ZM208 242V243H207ZM29 243V239L27 242V245ZM94 243V245H93ZM116 243V244H115ZM131 243V244H130ZM134 243V244H133ZM138 243V244H137ZM155 247H154V244ZM164 243V245L162 244ZM167 243V244H166ZM173 243V245H172ZM175 243V244H174ZM180 243V244H179ZM191 243V244H190ZM197 243L200 245H197ZM202 243V244H201ZM206 243V245H205ZM217 243V245H216ZM226 243V244H225ZM52 244V245H51ZM90 244V245H89ZM125 244V245H124ZM127 244V245H126ZM130 244V245H129ZM146 246H145V245ZM152 244V245H151ZM160 244V245H159ZM177 244V246H176ZM181 244H184L183 246ZM190 244V245H189ZM216 246H215V245ZM221 246H220V245ZM92 245V246H91ZM107 245V246H106ZM134 245V246H133ZM175 245V246H174ZM181 245V246H180ZM193 245V246H192ZM197 245V246H196ZM205 245V246H203ZM219 245V246H218ZM224 247H223V246ZM88 246V247H87ZM91 246V247H90ZM96 246V247H95ZM116 248H114V247ZM133 246V247H132ZM137 246V247H136ZM145 246V247H144ZM149 246V247H148ZM188 246V247H187ZM199 246V247H198ZM101 247V248H100ZM126 247V249H124ZM133 248V249H128V248ZM153 247V248H152ZM159 247V248H158ZM171 247V248H170ZM178 247V249H177ZM183 247V248H182ZM185 247V248H184ZM189 247L191 248L190 250ZM203 247L205 249H203ZM207 247V248H206ZM94 248V249H93ZM98 248V250H97ZM195 250H194V249ZM199 250H198V249ZM213 248V249H212ZM216 248V249H214ZM220 248V249H219ZM90 249V250H88ZM93 249V250H91ZM111 249V250H110ZM120 249V250H119ZM138 249V250H137ZM143 249V250H142ZM185 249V251L183 252V250ZM207 249V250H206ZM73 250V251H72ZM114 250V251H113ZM129 250V251H128ZM170 250V251H169ZM53 251V252H52ZM110 251V252H109ZM125 251V252H124ZM139 251V252H138ZM173 251V252H172ZM50 252V253H49ZM59 252V253H57ZM93 252V253H92ZM112 252V253H111ZM114 252V253H113ZM186 252V253H185ZM191 252V253H190ZM99 253V254H98ZM107 253V254H105ZM139 253V254H138ZM141 253V254H140ZM208 253V254H207ZM212 253V254H211ZM227 253V252H226ZM49 254V255H48ZM56 256H55V255ZM61 254V255H60ZM91 254V255H90ZM96 254V256H95ZM116 254V255H115ZM143 254V255H142ZM180 254V255H178ZM182 254V255H181ZM187 254V255H186ZM48 255V256H47ZM51 255V257H50ZM65 255V256H63ZM72 255V256H71ZM74 255V256H73ZM78 255V256H77ZM93 255V256H92ZM105 255V256H104ZM63 256V257H62ZM68 258H67V257ZM102 256V257H101ZM189 256V257H188ZM72 257V258H71ZM79 257V258H78ZM88 257V258H87ZM105 257V258H104ZM113 257V258H112ZM159 257V258H158ZM177 257V258H176ZM182 257V258H181ZM187 257V258H185ZM230 257V258H229ZM238 256H235V258L231 255L230 253L226 256V260L225 262L221 263V264H245L243 262V258H237ZM55 258V259H54ZM64 258V259H63ZM84 258V259H83ZM101 258V259H100ZM157 258V259H156ZM163 258V259H162ZM174 258V259H173ZM190 258V259H189ZM195 258V259H194ZM229 258V259H228ZM231 258L233 260H231ZM237 258V259H236ZM61 259V260H60ZM82 259V260H81ZM90 259V260H89ZM152 259V260H151ZM169 259H173V261L169 260ZM182 259V260H181ZM228 259V260H227ZM240 259V260H238ZM4 256L2 253H0V264H4ZM52 260H54L52 262ZM78 260V261H76ZM93 260V261H92ZM118 260V261H117ZM161 260L163 262H161ZM190 260V261H189ZM207 260V262H206ZM57 261V262H56ZM72 261V262H71ZM95 261V262H94ZM98 261V262H97ZM107 261V262H106ZM171 261V262H170ZM228 261V262H227ZM231 261V262H230ZM234 261V262H233ZM61 262V263H59ZM71 262V263H70ZM78 262V263H77ZM89 262V263H88ZM121 262V263H120ZM135 262V263H134ZM65 263V264H66Z\"/></svg>",
	"mask_w": 264,
	"mask_h": 264
},
{
	"label": "bare ground",
	"instance_id": "2",
	"mask_svg": "<svg viewBox=\"0 0 264 264\" xmlns=\"http://www.w3.org/2000/svg\"><path fill=\"white\" fill-rule=\"evenodd\" d=\"M119 1V0H118ZM137 1V0H136ZM148 0H138V2H135V3H132L133 5L132 6H134V8H133V10L135 9V8H137V9H140V10H142V11H146V8H145V4H146V2H147ZM171 1V0H170ZM176 1V0H175ZM203 1V0H202ZM201 1V2H202ZM219 2H214V4L215 5H217L218 4V6H219V3H220V0H218ZM243 1V3H247V2H250V1H255V0H242ZM242 1H240V2H242ZM104 2H108V1H104ZM110 2H111V0H110ZM110 2H109V4H110ZM122 3H123V1H121ZM125 2V1H124ZM131 2V1H130ZM130 2H129V5H130ZM176 2H179V3H177V4H179L178 6L181 8V9H188V10H186V11H184V12H189V7H188V5H190V4H188L185 0H177ZM193 2H194V0H193ZM192 2V3H193ZM209 2V1H208ZM221 2H224V3H227V2H239V0H222ZM256 2L257 3H255V5H257L258 3L259 4H261L262 6H264V0H256ZM115 3V2H114ZM118 3V2H117ZM197 3H199V2H197ZM224 3H221V6H222V4H224ZM113 4V3H112ZM127 4V3H126ZM176 4V5H177ZM195 4V3H194ZM212 4V3H211ZM229 4H232V3H229ZM239 5H240V3H238ZM108 5V4H107ZM115 5V4H114ZM128 5V6H129ZM147 5V4H146ZM198 5V4H197ZM206 5H207V3H206ZM254 5V7H256ZM127 6V5H126ZM131 6V7H132ZM148 6V5H147ZM191 6H192V4H191ZM194 6V5H193ZM192 6V7H193ZM199 6V5H198ZM260 6V5H259ZM130 7V6H129ZM206 7V6H205ZM209 7H211V5L209 6ZM216 7V6H215ZM223 7H225V5L223 6ZM230 7V6H229ZM240 7V6H239ZM193 8H195V7H193ZM204 8V7H203ZM202 8V9H203ZM212 8H213V6H212ZM218 8V7H217ZM220 8H222V7H220ZM231 8V7H230ZM236 8V7H235ZM131 9V8H130ZM129 9V10H130ZM149 9V8H148ZM153 9V8H152ZM176 9H177V7H176ZM176 9H174V12H176L175 10ZM192 9V8H191ZM257 9V8H256ZM132 10V12H134ZM150 10V9H149ZM148 10V11H149ZM214 10V9H213ZM228 10H229V8H228ZM239 10V9H238ZM261 10V9H260ZM119 11V10H118ZM117 11V12H118ZM138 11V10H137ZM152 11V10H151ZM150 11V12H151ZM155 11V10H154ZM154 11H153V13H154ZM211 11V10H210ZM226 11V10H225ZM230 11H231V9H230ZM240 11V10H239ZM160 12V11H159ZM158 12V13H159ZM181 12H183V11H181ZM187 12V13H188ZM221 12V11H220ZM223 12V11H222ZM236 12V11H235ZM259 10L257 11V12H255L254 11V14H255V18H257V20H258V22L262 25H264V16L262 17V15H260L259 13ZM130 13V15H131V12H129ZM165 13V12H164ZM163 13V15H164V18H166L165 16H167L166 14H164ZM167 13V12H166ZM178 13V11L175 13V14H177ZM217 13V12H216ZM237 13H240V14H242L243 13V11H241V12H237ZM261 13V12H260ZM138 14H140V13H138ZM143 14V13H142ZM183 14V13H182ZM212 14V13H211ZM214 14V13H213ZM253 14V15H254ZM68 15L69 16H76V12H70V13H68ZM137 15V14H136ZM144 15V14H143ZM152 15V14H151ZM159 15V14H158ZM173 15V14H172ZM127 16H128V14H127ZM126 16V17H127ZM141 16V15H140ZM157 15H155L154 17H156ZM134 17V16H133ZM144 17V16H143ZM153 17V16H152ZM152 18V19H155V18ZM168 17V16H167ZM69 18V17H68ZM71 18V17H70ZM132 17H130V19H131ZM136 18V17H135ZM144 18H149V19H151L149 16L148 17H144ZM143 18V19H144ZM163 18V17H162ZM249 18V17H248ZM65 19H66V17H65ZM71 19H73V18H71ZM252 19V18H251ZM145 20V19H144ZM163 20H165V19H163ZM253 20V19H252ZM70 21V20H69ZM9 22V21H8ZM147 22H148V20H147ZM252 22V21H251ZM256 22V21H255ZM10 23V22H9ZM133 23V22H132ZM134 24H136V23H134ZM134 24H131L130 25V23L128 24V25H130V26H132V28H133V26H135ZM255 24V23H254ZM11 25V24H10ZM8 23H7V20H5L4 18L2 19L1 17H0V29L2 30V32H3V30H5V32H6V30H8L9 31V33L8 32H6V33H8L9 35H10V31L12 32V34L13 33H15L16 35L17 34H19V35H22L23 37L22 38H25V40H26V43H28V42H35V43H37L38 45H40V46H42V47H44L45 49H49L50 51H52L53 53H51V52H49V54H54L55 56H57V58L59 57V59L63 62V63H65L66 64V66L67 65H69L68 67H70V65L71 66H73L74 67V69L76 70H79L80 72H82V73H84V74H86L87 76H88V78H90V79H92V82H93V80H94V84H96V82H101L99 85H101V84H115L118 80H121L122 78H123V80L122 81H124V78H126V80L127 79H131V78H135V72H137L138 70H139V67H140V65L141 64H146V65H151L152 64V66L154 65L155 66V68L154 69H156V71H157V73L161 76V77H158L157 75H156V77H158V78H163V80L165 81V82H168V81H166V79L167 80H169V81H171V80H177V79H179V78H181V79H185V78H183L184 76L186 77V75H190L189 77H191L192 75H194L193 74V72H198V69L196 68L197 66L194 64L193 65V63L191 64V61H190V59L188 58L189 57V55H188V59L187 60H189L188 62L187 61H185L184 60V62H187V63H183V66H181V64H182V62H181V60L183 59V58H181V60H179L180 59V55H182L181 53L182 52H184V51H192V52H198L199 50L201 51V49H203V46L204 45H207L208 46V44H206L205 42H207V41H205L204 43L205 44H202L203 42H200V39H198V40H194L196 37H194L193 36V38L194 39H190V38H192L191 36H190V38L188 39V38H185L182 34H176V33H169V34H166V38H169L170 39V41L172 40L173 42H174V44H175V46H176V50L175 49H173V50H169L168 48H170V47H167V50H169V51H166L165 50V53H146L145 52V54H143L141 51V53H142V57H141V59H138V60H134V59H131V58H126L125 56V58H123V59H120L116 54H117V52L115 53L114 52V54H112V55H106V54H104V53H102V51H98V49L96 50L94 47H91V48H93V50L95 49V51H93V50H91L86 44H84V42L83 43H81V44H79V46H77L78 44V42H73V41H68V40H66V39H59V38H54V37H51L48 33H46L45 32V27H44V25L42 24V23H39L38 21H32L30 24H29V26L27 25V27H13V26H10ZM137 25V24H136ZM144 25V24H143ZM150 25V24H149ZM46 26V25H45ZM142 26V25H141ZM141 26H139V27H141ZM180 26H184V25H180ZM88 27H91V29H92V26H88ZM99 27V26H98ZM139 27H138V25H137V27H136V29L138 28L139 29ZM145 27H149V26H145ZM145 27L144 28H142V30L144 29L145 30ZM152 27H153V25H152ZM179 27V26H178ZM255 27H256V25H255ZM259 27H261V26H259ZM96 28V27H95ZM104 28V27H103ZM154 28H156L155 26H154ZM153 28V30H151L150 32H148V28L145 30V31H143V33H141L142 32V30H141V32L139 31V33H141V34H143V37L145 36V37H147L148 38V35H150L151 37H154V35L157 33V32H154V30H156V29H154ZM184 28V27H183ZM235 28V27H234ZM233 28V29H234ZM91 29L88 31V32H91ZM94 29V28H93ZM128 29H129V27H128ZM149 29H150V27H149ZM152 29V28H151ZM0 30V31H1ZM97 30H99V28L97 29ZM131 30V29H130ZM181 30V29H180ZM235 30H237V29H235ZM95 31V30H94ZM103 31V30H102ZM109 31V32H108ZM108 33H113L114 34V31H113V29H108ZM186 31V30H185ZM259 31V30H258ZM231 32V31H230ZM229 32V34H228V37H230L229 35H231V33ZM233 32V31H232ZM235 32V31H234ZM234 32L232 33L233 34V37L234 36H236V35H234ZM238 32H239V29H238ZM257 32V31H256ZM101 33V32H100ZM99 33V34H100ZM104 33V32H103ZM103 33L101 34V35H103ZM122 33V32H121ZM131 33H132V31H131ZM131 33H127V34H131ZM135 33V32H134ZM139 33H137L136 35H138ZM242 33V32H241ZM244 33V32H243ZM246 33H249L248 31L246 32ZM7 34V35H8ZM112 34V35H113ZM117 34V33H116ZM158 34V33H157ZM227 34V33H226ZM255 34V33H254ZM253 34V35H254ZM8 35V36H9ZM95 35V37H97L96 36V34H94ZM105 35V34H104ZM126 35V34H125ZM223 35H225V33L223 34ZM238 35V34H237ZM243 35V34H242ZM250 35V34H249ZM106 36V35H105ZM139 36V35H138ZM157 36V35H156ZM198 36H200V35H198ZM14 37H15V35H14ZM13 37V38H14ZM142 37V38H143ZM222 37V36H221ZM239 37H240V35H239ZM245 37V36H244ZM252 37H254V36H252ZM98 38V37H97ZM96 38V39H97ZM110 38V37H109ZM114 38V37H113ZM123 38H124V40L126 41V42H128L130 45H133V46H138V45H140L141 44V38L140 37H137V36H134V34H132V35H127V36H123ZM156 38V37H155ZM200 38V37H199ZM223 38V37H222ZM246 38V37H245ZM15 39V38H14ZM18 39H19V37H18ZM59 39V40H58ZM82 39V38H81ZM95 39V40H96ZM122 39V38H121ZM154 39V38H153ZM152 38H151V40H153ZM219 39H220V37H219ZM218 39V40H219ZM252 39V38H251ZM84 40V39H83ZM94 40V41H95ZM100 40V39H99ZM221 40V39H220ZM226 40H227V38H226ZM229 40L231 41V40H234L235 42H236V46L238 47V48H243V45H244V41L246 42L247 40L245 39H242L241 40V38L240 39H235V38H233V39H228L227 41H228V43H229ZM257 40V39H256ZM255 40V41H256ZM28 41V42H27ZM76 41V40H75ZM117 41H120V40H117ZM214 41H215V39H214ZM233 41V42H234ZM261 41V40H260ZM259 41V42H260ZM74 44H73V43ZM89 41H87V43H88ZM113 42H114V40H113ZM123 42V41H122ZM142 42H144V41H142ZM153 42V41H152ZM156 42V41H155ZM221 42V41H220ZM234 42V43H235ZM250 42V41H249ZM252 42V41H251ZM262 42V41H261ZM97 43H98V41H97ZM97 43H95L96 45H97ZM100 43V42H99ZM115 43H119V42H116L115 41ZM121 43V42H120ZM146 43V42H145ZM145 43H144V45H145ZM212 43V42H211ZM217 43V42H216ZM223 43V42H222ZM226 44H227V42H225ZM248 43V42H247ZM247 43H245L246 45H247ZM254 43V42H253ZM258 43V42H257ZM24 44V43H23ZM23 44L22 45H20V46H23ZM77 44V45H76ZM105 44V43H104ZM104 44H103V46L102 47H104ZM122 44V43H121ZM124 45H125V43H123ZM157 44V43H156ZM214 44V43H213ZM33 45H35V44H33ZM91 45V44H90ZM95 45V46H96ZM101 45H102V42H101ZM101 45H100V47H101ZM143 45V44H142ZM147 45V44H146ZM153 45H155V43L153 44ZM228 46H230L229 44H227ZM232 45V47L234 46L233 44H231ZM251 45V44H250ZM258 45V44H257ZM260 45H262L261 43H260ZM264 45V44H263ZM94 46V45H93ZM106 46H107V44H106ZM112 47L113 45H108V47ZM126 46V45H125ZM129 46V45H128ZM132 46V47H133ZM148 46V45H147ZM159 46V45H158ZM157 46V47H158ZM165 46H167V45H165ZM206 46V47H207ZM211 46H212V44H211ZM211 46L208 48V49H210L211 48ZM219 46H220V44H219ZM235 46V47H236ZM248 46V45H247ZM246 46V47H247ZM253 46V45H252ZM5 47V46H4ZM7 47V46H6ZM5 47V48H6ZM15 46H13V48H14ZM101 47V48H102ZM153 47V46H152ZM215 47H216V44H215ZM263 47V46H262ZM11 49V50H14V49ZM25 48V47H24ZM43 48V49H44ZM97 48H98V45H97ZM106 48L107 47H105V50H106ZM114 48V47H113ZM136 48V47H135ZM144 48V47H143ZM149 48V47H148ZM155 48V47H154ZM162 48V47H161ZM164 48H166V47H164ZM205 48V47H204ZM223 48V47H222ZM227 48H229V47H227ZM234 48V47H233ZM249 48H252V47H249ZM6 49H8V47L6 48ZM117 49H120V48H118L117 47ZM116 49V50H117ZM122 49V48H121ZM125 49V48H124ZM124 49H122V50H124ZM126 49H127V47H126ZM163 49V48H162ZM161 49V50H162ZM225 49V48H224ZM230 49H232V48H230ZM258 50H259V48H257ZM256 49V50H257ZM262 49V48H261ZM1 50V49H0ZM102 50H103V48H102ZM128 50V49H127ZM138 50V49H137ZM142 50V49H141ZM150 51H153L152 49H149ZM160 49H159V51H161ZM204 50H206V49H204ZM211 50V49H210ZM253 50H254V48L252 49V52H253ZM263 50V49H262ZM45 51V50H44ZM114 51V50H113ZM112 51V52H113ZM119 51V50H118ZM139 51V50H138ZM144 51H145V49H144ZM147 51V50H146ZM154 51H156L155 49H154ZM237 51V50H236ZM247 51V50H246ZM245 51V52H246ZM261 51V50H260ZM2 52H4V51H2ZM7 52V51H6ZM111 52V51H110ZM120 52V51H119ZM125 52H127V51H125ZM139 52V53H140ZM148 52V51H147ZM205 52V51H204ZM211 52V53H210ZM209 53H210V55H211V57H212V59H213V61H215L216 63H220V64H222L223 63V65L226 67V65L228 66V67H230L231 69H232V71H234V72H239V74H240V71H245V70H248L249 71V73H252V76H253V74H258V72H259V70L257 69V68H255V66H254V68H253V66H252V69H249V68H247L246 66H250L249 64H247V65H245V61H243L240 57H237V56H232V55H230L229 53H228V51L226 50H223V49H221V47L220 48H214V49H212L211 51H210ZM244 52V53H245ZM248 52V51H247ZM246 52V54H247V57H248V53ZM251 52V51H250ZM251 52V53H252ZM257 52H259V51H256V53ZM8 53V52H7ZM44 53V52H43ZM133 54H134V52H132ZM131 53V54H132ZM185 53V52H184ZM183 53V54H184ZM239 53V52H238ZM1 54V53H0ZM10 54V53H9ZM28 54V53H27ZM49 54H47V55H49ZM107 54H108V52H107ZM137 54V53H136ZM191 55H192V53H190ZM208 54V53H207ZM241 54V53H240ZM240 54H239V56H240ZM255 54V53H254ZM258 54V53H257ZM1 55H3V54H1ZM7 55V54H6ZM11 55V58H12V61H13V64L15 65V66H25V68L26 67H29L32 71H37L38 69L36 68V67H38V64H34L35 63V61L34 62H31L28 58H27V56H26V54L24 53V51H23V49L22 48H17L12 54H10ZM53 55V56H54ZM122 55V54H121ZM130 55V54H129ZM205 55V54H204ZM234 55V54H233ZM251 55V54H250ZM249 55V56H250ZM260 57L264 60V51H261L260 52ZM50 56H52V55H50ZM52 56V57H53ZM131 56V55H130ZM133 57H134V55H132ZM185 56V55H184ZM242 56H244V55H242ZM246 56V55H245ZM128 57V56H127ZM132 57V58H133ZM253 57H255V56H253ZM31 58V57H30ZM140 58V57H139ZM185 58V57H184ZM245 58V57H244ZM252 58V57H251ZM250 58V59H251ZM261 58H260V60H261ZM2 58H0V68H1V66H3V59L1 60ZM6 59H7V57H6ZM6 59H5V61H6ZM136 59H137V57H136ZM248 59H249V57H248ZM247 59V60H248ZM253 59H255V58H253ZM252 59V60H253ZM257 59H259L258 57H257ZM56 60V59H55ZM245 60V59H244ZM256 60V59H255ZM262 60V61H263ZM11 61V60H10ZM57 61V60H56ZM176 61H180V63H177ZM194 61V60H193ZM192 61V62H193ZM258 61V60H257ZM261 61V62H262ZM200 62V61H199ZM249 62V61H248ZM259 62V61H258ZM60 63V62H59ZM149 63H151V64H149ZM196 63V62H195ZM6 64V63H5ZM12 64V65H13ZM177 64H179L180 65V68L178 67V68H175V65H177ZM196 64H198V63H196ZM258 64V63H257ZM262 64H264V62L262 63ZM8 65H10L9 63H8ZM11 65V66H12ZM61 65V64H60ZM199 65V64H198ZM4 66H6V65H4ZM65 66V67H66ZM128 67V69H126L125 67ZM196 66V67H195ZM200 66H202V65H200ZM260 66V65H259ZM62 67H64V66H62ZM199 67V66H198ZM3 68H5V67H3ZM15 68V67H14ZM29 68H28V70H29ZM39 68V67H38ZM202 68H203V66H202ZM206 68V67H205ZM227 68V67H226ZM229 68V72H230V69ZM260 68H262V67H260ZM7 69V68H6ZM17 69H19V68H17ZM16 69V70H17ZM21 69V68H20ZM20 69H19V71H20ZM66 69V68H65ZM146 70L148 69V68H145ZM145 69H143V72L145 71V73H146V70ZM149 69H151V68H149ZM153 69V70H154ZM215 69L216 68H214V71H215ZM8 70V69H7ZM16 70H15V73H16ZM39 70H41V69H39ZM38 70V71H39ZM76 70V71H77ZM199 70H201V69H199ZM4 71V70H3ZM10 70H8V72H9ZM67 71V70H66ZM74 71V70H73ZM140 71V70H139ZM138 71V72H139ZM202 71H206V70H201L200 72H198L199 73V76H200V74H202L203 75V73H202ZM211 71H212V69H211ZM217 71H219V70H217L216 69V72ZM231 71V72H232ZM261 72H262V70H260ZM7 72V71H6ZM18 72V71H17ZM23 72H25L24 70L23 71H21V73L23 74ZM28 72H30V71H28ZM152 72V71H151ZM215 72V73H216ZM5 73V72H4ZM14 73V74H15ZM20 73V72H19ZM26 73V72H25ZM43 73V72H42ZM74 73H76V72H74ZM79 73V72H78ZM142 73V72H141ZM145 73H143V74H145ZM198 73H197V75H198ZM207 73H208V71H207ZM214 73V72H213ZM213 73H211L212 75H213ZM215 73H214V75H215ZM242 73V72H241ZM36 74V73H35ZM69 74H70V72H69ZM143 74H139V75H143ZM147 74V73H146ZM153 73H151L150 75H152ZM218 74V72L216 73V75ZM234 74V73H233ZM245 74V73H244ZM246 74H247V72H246ZM256 74V75H257ZM261 74V73H260ZM5 75V74H4ZM8 75V74H7ZM25 75V74H24ZM37 75V74H36ZM85 75V76H86ZM155 75V74H154ZM204 75H206V74H204ZM210 75V74H209ZM259 75V74H258ZM20 76V75H19ZM26 76L28 77V75L26 74ZM40 76V75H39ZM70 76V75H69ZM79 76V75H78ZM77 76V77H78ZM81 76V75H80ZM137 76H138V74H137ZM137 76H136V78H137ZM146 76V75H145ZM194 76H196V75H194ZM198 76V77H199ZM207 76H208V74H207ZM218 76V75H217ZM220 76V75H219ZM23 77V76H22ZM25 77V76H24ZM42 78H43V76H41ZM71 77H72V74H71ZM139 77V76H138ZM149 76H146L145 78L144 77H142V78H144V79H146V82L148 83L149 82V78H148ZM151 77V76H150ZM188 77V76H187ZM32 78V77H31ZM31 78H30V80H31ZM35 78V77H34ZM37 78V77H36ZM45 78V77H44ZM73 78V77H72ZM79 78V77H78ZM78 78L77 79H75L76 81H79L78 82V88L80 87V88H82L83 90H86V91H88V92H90L89 94L91 95V93H92V95H94L95 93H96V89H92L91 87H90V85L88 86V84H90L89 82H86L85 83V81L84 80H82L81 82H80V80H78ZM81 78V77H80ZM87 78V77H86ZM153 78H155V77H153ZM152 78V79H153ZM192 78V77H191ZM200 78V77H199ZM203 78H204V76H203ZM209 78V77H208ZM39 79V78H38ZM37 79V80H38ZM52 78H50V80H51ZM57 79H58V77H57ZM56 78H55V81H53V80H51L50 82H55V83H58V82H56V80H57ZM67 79H69V78H67ZM143 79V80H144ZM152 79H151V81H152ZM159 79V80H160ZM181 79H180V81H181ZM205 79H206V76H205ZM22 80V79H21ZM28 80V79H27ZM29 80V81H30ZM45 80V79H44ZM64 80H65V78H64ZM70 80V79H69ZM88 80V79H87ZM136 80V82H137V80H139L138 78L137 79H135ZM140 80H141V78H140ZM139 80V81H140ZM148 80V81H147ZM158 80V81H159ZM162 80V79H161ZM162 80V81H163ZM46 81H48V80H46ZM88 81H90V80H88ZM130 81V80H129ZM174 81V83H177V82H175ZM177 81H179V80H177ZM179 81V82H180ZM190 81V80H189ZM192 82H193V80H191ZM197 81H198V79H197ZM201 81V80H200ZM199 81V82H200ZM30 82H32V81H30ZM37 82V81H36ZM38 82H40V81H38ZM60 82H61V79H60ZM71 82V81H70ZM126 82V81H125ZM128 82V81H127ZM142 82H144V81H142ZM141 82V83H142ZM153 82H155V81H153ZM161 82V81H160ZM183 82V81H182ZM181 82V83H182ZM185 82H186V80H185ZM220 82V84H222L223 82L222 81H219ZM219 82H218V84H219ZM75 83V82H74ZM88 83V84H87ZM140 83V82H139ZM163 83V82H162ZM173 83V82H172ZM187 83H189V82H187ZM226 83H228V82H226ZM23 84H25V83H23ZM22 84V85H23ZM30 84V83H29ZM33 84H35V83H33ZM43 84H45L44 82H43ZM50 84V83H49ZM59 84V83H58ZM70 84H72V83H70ZM77 84V83H76ZM75 84V85H76ZM94 84H93V86H94ZM123 84H124V82H123ZM134 84V83H133ZM137 84V83H136ZM144 84V83H143ZM155 84V83H154ZM216 85L215 86V84H214V87H213V92H212V94L215 96L216 94H221V93H230V94H233L234 93V91L235 92H239V94L241 95L242 94V96H243V99H245L247 102H250V104H251V106L254 108V110H255V112L256 113H260V115H261V113H263L264 112V94L262 93V92H260V91H258V90H254V89H251V88H249V86L248 87H245L243 90H241V89H237V88H234L233 86H230V83H228V85L227 84H222V85ZM12 85H15V84H13L12 83ZM47 85H48V83H47ZM53 85V84H52ZM55 85V84H54ZM66 85V84H65ZM121 85V84H120ZM142 85V84H141ZM146 85V84H145ZM16 86V85H15ZM35 86V85H34ZM38 86H39V84H38ZM73 86V85H72ZM72 86H71V88H72ZM92 86V87H93ZM115 86V85H114ZM127 86V85H126ZM130 86V85H129ZM147 86V85H146ZM14 87V86H13ZM18 87V86H17ZM42 87V86H41ZM44 87V86H43ZM47 87V86H46ZM56 88H57V86H55ZM54 87V88H55ZM59 87V86H58ZM99 87V86H98ZM104 87V86H103ZM113 87V86H112ZM118 87V86H117ZM116 87V88H117ZM128 87V86H127ZM138 87H140V86H138ZM142 87H144V86H142ZM216 87V88H215ZM3 88V87H2ZM7 88V87H6ZM21 88V87H20ZM28 87H26V89H27ZM32 88V87H31ZM30 88V89H31ZM50 88V87H49ZM70 88V87H69ZM107 88V87H106ZM125 88V87H124ZM1 89V88H0ZM46 89V88H45ZM48 89V88H47ZM51 89V88H50ZM74 89V88H73ZM76 89V88H75ZM101 89V88H100ZM103 89V88H102ZM110 89H111V87H110ZM128 89V88H127ZM131 89H132V87H131ZM138 89V92H139V88H137ZM137 89H135L134 90V88H133V90L135 91V92H130V91H127L128 92V95H127V92H124V94H126L127 96H126V98L128 97V99L127 100H125L126 98H122V99H124V100H120V101H112V103H113V106L114 107H112L113 108V110H114V112H112V109H111V112L114 114V115H116L117 116V114L116 113H118L119 115H122L123 117H124V119H131L132 117H134V116H136V115H138V114H142V112L143 111H146V110H148V105L151 107V105L153 106L154 104H156V103H160V101L157 99V98H159L158 96H155V98H153V99H151V98H149V100H148V93H147V95L146 94H142V93H138L136 90ZM162 89V88H161ZM5 90V89H4ZM53 90V89H52ZM58 90V89H57ZM72 90V89H71ZM79 90V89H78ZM118 90H120V89H118ZM123 90V89H122ZM26 91H28V90H26ZM25 91V92H26ZM39 91H40V89H39ZM43 91H45V90H43ZM50 91V90H49ZM56 91V90H55ZM58 91H60V90H58ZM69 91V90H68ZM98 91V90H97ZM108 91V90H107ZM107 91H104V92H107ZM21 92V91H20ZM34 92V91H33ZM32 92V93H33ZM46 92V91H45ZM57 92V91H56ZM101 92V91H100ZM131 94H130V93ZM141 92H143V91H141ZM146 92H148V90L146 89ZM18 93V92H17ZM42 93V92H41ZM58 93V92H57ZM61 93H63V92H61ZM66 93V92H65ZM70 93V92H69ZM74 93V92H73ZM79 93V92H78ZM84 93V92H83ZM160 93H162V92H160ZM4 94V93H3ZM23 94H24V92H23ZM28 94H29V92H28ZM44 94V93H43ZM43 94H42V96H43ZM53 93H51V95H52ZM81 94V93H80ZM84 94H86V93H84ZM130 94V95H129ZM163 94V93H162ZM161 94V95H162ZM229 94V95H230ZM15 95H16V93H15ZM14 95V96H15ZM61 95V94H60ZM66 95V94H65ZM68 95V94H67ZM158 95V94H157ZM222 95V94H221ZM3 96V95H2ZM1 96V97H2ZM30 96V95H29ZM41 96V97H42ZM57 96V95H56ZM62 96H64L63 94H62ZM78 96V95H77ZM81 96V95H80ZM96 96H97V94H96ZM163 96V95H162ZM20 97H22V96H20ZM26 97H28V96H26ZM31 97V96H30ZM38 97V96H37ZM50 97H52V96H50ZM58 97V96H57ZM61 97V96H60ZM68 97H71L70 95H68L67 96V98ZM72 97H74L73 95H72ZM90 97V96H89ZM93 97V96H92ZM153 97V96H152ZM226 97V96H225ZM6 98H7V96H6ZM14 98V97H13ZM29 98V97H28ZM35 98H36V96H35ZM35 98H34V100H35ZM39 98V97H38ZM44 98V97H43ZM47 98V97H46ZM65 98V97H64ZM64 98H61V99H63L62 101H64ZM167 97L165 96V98H164V96H163V98H161V99H165V100H167L166 99ZM168 98H169V96H168ZM4 99V98H3ZM32 100H33V98H31ZM75 99H77V98H75ZM160 99V100H161ZM227 99V98H226ZM1 100H2V98H1ZM5 100V99H4ZM27 100V99H26ZM36 100H37V98H36ZM35 100V101H36ZM51 100V99H50ZM69 100H71V99H69ZM74 100V99H73ZM72 100V101H73ZM163 100L161 101V102H163ZM174 100V99H173ZM177 100V99H176ZM31 101V100H30ZM35 101H33V102H35ZM45 101V100H44ZM59 101V100H58ZM212 101V100H211ZM37 102V101H36ZM39 102V101H38ZM42 102H43V100H42ZM50 102V106H52L53 104H54V102H55V100H52V101H48L47 103H49ZM66 102H68V101H66ZM74 102V101H73ZM111 102V101H110ZM165 102V101H164ZM175 102V104H176V102L177 101H174ZM182 102V101H181ZM185 104L187 103V102H185V101H183ZM203 102V101H202ZM201 102V103H202ZM213 102V101H212ZM227 102V101H226ZM2 103V102H1ZM44 104H45V102H43ZM58 103V102H57ZM75 103V102H74ZM73 103V104H74ZM83 103V102H82ZM166 103H167V101H166ZM177 103H179V101L177 102ZM36 104V103H35ZM40 104H42V103H40ZM39 104V105H40ZM43 104V105H44ZM72 104V103H71ZM72 104V105H73ZM76 104V103H75ZM162 104V103H161ZM169 105H170V103H168ZM180 104V103H179ZM182 105H183V103H181ZM185 104H184V106H185ZM203 104H205V103H203ZM8 105V104H7ZM28 105V104H27ZM30 105V104H29ZM48 105V104H47ZM46 105V106H47ZM60 105H62V104H60ZM70 105V104H69ZM71 105V106H72ZM85 105H86V103H85ZM181 105V106H182ZM211 105V104H210ZM217 105V104H216ZM37 106V105H36ZM42 106V105H41ZM54 106H57V104H55ZM53 106V107H54ZM66 106V105H65ZM73 106H75V105H73ZM76 106H77V104H76ZM156 106H158L157 104H156ZM163 106H165V105H163ZM177 106H179V105H177ZM176 106V107H177ZM183 106V107H184ZM186 106H187V104H186ZM188 106H190V105H188ZM224 106V105H223ZM22 107H24V106H22ZM27 107V106H26ZM44 107V106H43ZM59 107V106H58ZM82 107V106H81ZM80 107V108H81ZM159 107H161V106H159ZM211 107V106H210ZM51 108V107H50ZM57 108V107H56ZM67 108V107H66ZM89 108V107H88ZM88 108H86V109H88ZM153 108V107H152ZM163 108H165V107H163ZM199 108V107H198ZM207 105H206V110H207ZM228 108V107H227ZM3 109V108H2ZM30 109V108H29ZM48 109V108H47ZM59 109V108H58ZM83 109V108H82ZM101 109V108H100ZM155 109V108H154ZM157 109V108H156ZM186 108H184V110H185ZM189 109H192V108H189ZM223 109H224V107H223ZM222 109V113H223V110ZM226 109V108H225ZM230 109V108H229ZM4 110V109H3ZM35 110V109H34ZM51 110H52V108H51ZM75 110V109H74ZM73 110V111H74ZM77 110H78V108H77ZM90 110V109H89ZM88 110V111H89ZM104 110V109H103ZM102 110V111H103ZM157 110H160V109H157ZM156 110V111H157ZM193 110V109H192ZM192 110H190V111H192ZM198 110V109H197ZM201 110V109H200ZM205 110V109H204ZM221 110V109H220ZM60 112H61V110H59ZM67 111V110H66ZM71 111V110H70ZM82 111V110H81ZM92 112L94 111V112H97V111H95L94 109L93 110H91ZM109 111V110H108ZM152 111H155V110H152ZM182 111V110H181ZM188 111V110H187ZM211 111V110H210ZM209 111V112H210ZM213 111V110H212ZM211 111V112H212ZM1 112V111H0ZM11 112V111H10ZM65 112V111H64ZM68 112V111H67ZM72 112V111H71ZM78 112V111H77ZM84 112V111H83ZM83 112H82V114H83ZM150 112H151V110H150ZM149 112V113H150ZM199 112V111H198ZM208 112V111H207ZM214 112V111H213ZM220 112V113H221ZM8 113V112H7ZM31 113H32V111H31ZM112 113H110L111 115H112ZM184 113H188V112H184ZM195 113V112H194ZM227 113V116H230V115H228L229 113H233V111L231 112V110L229 111H225V114ZM6 114V113H5ZM14 114H16V113H14ZM24 114V113H23ZM35 114H37L36 115V118H37V120L39 121V122H41L42 123V126H43V124L46 126V127H52V126H55V125H58L59 126V124H65V122H66V119L64 118V117H59V118H57V119H47V116H46V114L45 113H39L38 114V112L37 113H35ZM49 114H50V112H49ZM58 114V113H57ZM74 114H75V112H74ZM77 114V113H76ZM88 114V113H87ZM87 114H85V115H87ZM94 114V113H93ZM99 114V113H98ZM101 114V113H100ZM104 114V113H103ZM103 114H101V115H103ZM147 114V113H146ZM198 115L199 114H201V113H197ZM196 114V115H197ZM205 114V113H204ZM211 114V113H210ZM215 114H216V112H215ZM218 114V113H217ZM224 114V113H223ZM1 115V114H0ZM8 115V114H7ZM10 115V114H9ZM95 115V114H94ZM118 115V116H119ZM143 115H144V113H143ZM207 115V114H206ZM205 115V116H206ZM213 115V114H212ZM222 115V114H221ZM220 115V116H221ZM257 115V114H256ZM260 115H257L258 117L260 116ZM263 115H264V113H263ZM5 116V115H4ZM17 116H18V113H17ZM20 116V115H19ZM71 116V115H70ZM73 117H74V115H72ZM71 116V117H72ZM80 116V115H79ZM108 116V115H107ZM113 116V115H112ZM142 116V115H141ZM140 116V118L139 119H141L142 117ZM204 116V115H203ZM233 116V115H232ZM257 116H255V117H257ZM16 117V116H15ZM30 117V116H29ZM72 117V118H73ZM100 117H102V116H100ZM99 117V118H100ZM106 117V116H105ZM109 117V116H108ZM139 117V116H138ZM144 117L145 116H143V120H144ZM146 117H148V116H146ZM200 117H201V115H200ZM207 117H208V115H207ZM210 117V116H209ZM208 117V118H209ZM231 117V116H230ZM252 117V116H251ZM250 117V118H251ZM255 118V120L252 122V124H251V122L250 123H247L248 125H243L242 127L240 126V131L238 132V137L237 138H233V137H231V135L229 134V133H227V134H229L226 138H225V134L226 133H224L223 131H221V132H223L224 133V135H223V137L225 138H223V140H225L224 142L226 143V144H230V145H233V146H237L236 148H238V147H243L246 143H247V141H246V138L247 137H253V138H251L252 140H254V141H256V142H259L260 143V146H261V144H264V118ZM261 117V116H260ZM6 118H7V116H6ZM33 118H34V116H33ZM35 118V119H36ZM87 118V117H86ZM94 118V117H93ZM112 118H115V116H113ZM121 118V117H120ZM137 118V117H136ZM177 118H179V117H177ZM181 119H182V117H180ZM201 118H203V117H201ZM206 118V117H205ZM204 118V119H205ZM211 118H212V116H211ZM224 118V116H222V118H221V120ZM225 118H227V117H225ZM232 118V117H231ZM253 118V117H252ZM14 119V118H13ZM23 119V118H22ZM68 119V118H67ZM75 119V118H74ZM118 119V118H117ZM146 119V118H145ZM212 119H217L216 118V116H215V118H212ZM234 119V118H233ZM233 119H231V121L233 120ZM17 120H19V119H17ZM29 120H31V119H29ZM90 120V119H89ZM97 120V119H96ZM102 120V119H101ZM121 120H122V118H121ZM137 120H138V118H137ZM183 120V119H182ZM208 119L206 118V121H207ZM218 120H220L219 118H218ZM218 120L216 121L215 120V122H217L218 123ZM251 120V119H250ZM21 121V120H20ZM26 121V120H25ZM34 121V120H33ZM73 121V120H72ZM76 121V120H75ZM81 121V120H80ZM84 121V120H83ZM123 121V120H122ZM141 121V120H140ZM181 121V120H180ZM179 121V122H180ZM203 121V120H202ZM205 121V120H204ZM203 121V122H204ZM210 121V120H209ZM225 121H227L226 119H225ZM3 122H4V120H3ZM8 122V121H7ZM6 122V123H7ZM18 122V121H17ZM35 122H37V121H35ZM68 122V121H67ZM66 122V123H67ZM70 122V121H69ZM86 122H87V119H86ZM89 122V121H88ZM124 122V121H123ZM129 122H130V120H129ZM128 122V123H129ZM134 122H136V124H137V121H134ZM192 122H193V120H192ZM208 122V121H207ZM211 122V121H210ZM209 122V123H210ZM229 122H230V119H229ZM2 123V122H1ZM5 123V124H6ZM11 123V122H10ZM16 123V122H15ZM23 123V122H22ZM70 123H72V122H70ZM76 123V122H75ZM79 123V122H78ZM89 123H91V122H89ZM88 123V124H89ZM95 123V122H94ZM106 123V122H105ZM127 122H125V124H126ZM148 123V122H147ZM147 123H145V125L147 124ZM153 123H156V122H153ZM150 124V125H154V124ZM159 123V122H158ZM213 123V122H212ZM217 123H216V125H217ZM228 123V122H227ZM232 123L233 122H231V125H232ZM36 124V123H35ZM39 124V123H38ZM85 124V123H84ZM123 124V123H122ZM131 124V123H130ZM134 124V123H133ZM132 124V125H133ZM139 124H141V123H139ZM142 124L144 125V122L142 121ZM164 124V123H163ZM175 124V123H174ZM192 124V123H191ZM199 124V123H198ZM202 124V123H201ZM208 124V123H207ZM211 124V123H210ZM219 124H221L222 125V128H223V126L225 127V126H227L226 124L224 125V122L223 123H221L220 121H219ZM246 124V123H245ZM249 124H251L250 126H249ZM2 125V124H1ZM4 125V124H3ZM12 125V124H11ZM75 125V124H74ZM73 125V126H74ZM92 125V124H91ZM94 125V124H93ZM116 125H117V123H116ZM129 124H127V127H128V130H129V127L130 126H128ZM131 125V126H132ZM135 125V124H134ZM138 125V124H137ZM149 125V124H148ZM159 125H162V123L161 124H159ZM165 125V124H164ZM163 125V126H164ZM195 125H196V123H195ZM195 125H193V126H195ZM203 125H205V123L203 124ZM230 125V123H229V125L228 126H231ZM235 125V124H234ZM13 126V125H12ZM11 126V127H12ZM28 126V125H27ZM37 126V125H36ZM140 126V125H139ZM147 126V125H146ZM157 126V125H156ZM207 126V125H206ZM209 126V125H208ZM233 126V125H232ZM39 127V126H38ZM46 127H44V128H46ZM55 127H57V126H55ZM64 127H66V126H64ZM72 127V126H71ZM77 127V126H76ZM121 127V126H120ZM138 127V126H137ZM136 127V128H137ZM174 127V126H173ZM192 127V126H191ZM200 127H202V126H200ZM203 127H205V126H203ZM214 127V126H213ZM216 127V126H215ZM218 127H219V125H218ZM22 128H24V126H21V128L19 127V129L20 130H22ZM28 128V127H27ZM37 128V127H36ZM49 128V129H50ZM53 128V127H52ZM88 128V127H87ZM87 128H85V132H86V129ZM96 128H98V127H96ZM101 128V127H100ZM102 128H105V127H102ZM122 128V127H121ZM120 128V129H121ZM126 128V127H125ZM132 128V127H131ZM145 128V127H144ZM177 128H178V126H177ZM194 128V127H193ZM199 128V127H198ZM209 128V130H210V128H212L211 127V125H210V127H208ZM221 128V129H222ZM226 128V127H225ZM228 128V127H227ZM236 128H238V126H237V124H236ZM9 129L10 128H8V131H9ZM14 129V128H13ZM24 129H26V128H24ZM70 129V128H69ZM82 129V128H81ZM84 129V128H83ZM90 129H92V128H90ZM115 129V128H114ZM138 129V128H137ZM153 129V128H152ZM165 129H167L166 127H165ZM171 129V128H170ZM175 129V128H174ZM194 129H196V127L194 128ZM216 129H217V127H216ZM1 130V129H0ZM27 130V129H26ZM36 130V129H35ZM39 130H40V128H39ZM53 130V129H52ZM58 130V129H57ZM59 130H60V128H59ZM66 130V129H65ZM93 130V129H92ZM103 130V129H102ZM133 130V129H132ZM135 130V129H134ZM139 130H140V127H139ZM146 130V129H145ZM148 130V129H147ZM150 131H151V129H149ZM192 130V129H191ZM201 130V129H200ZM208 130V131H209ZM215 130V129H214ZM220 130V129H219ZM218 130V131H219ZM233 130V129H232ZM15 131V130H14ZM34 131V130H33ZM38 131V130H37ZM43 131V130H42ZM46 130H44L43 132H45ZM63 131V130H62ZM61 131V132H62ZM68 131V130H67ZM78 131H80V130H78ZM82 131V130H81ZM98 131H99V128H98ZM138 131V130H137ZM160 131V130H159ZM163 131V130H162ZM173 131V130H172ZM179 131V130H178ZM183 131H184V129H183ZM183 131H181V132H183ZM205 131V130H204ZM208 131H206V133L208 132ZM228 130H226V132H227ZM236 131H237V129H236ZM3 132V131H2ZM26 132V131H25ZM48 132V131H47ZM54 132V131H53ZM52 132V133H53ZM88 132H89V130H88ZM87 132V133H88ZM91 132V131H90ZM101 132V131H100ZM133 132V131H132ZM136 132V131H135ZM141 132H142V127H141ZM140 132V133H141ZM147 132V131H146ZM164 132H166V130H164ZM194 132V131H193ZM195 132H196V130H195ZM201 132V131H200ZM200 132H199V134H200ZM213 132V131H212ZM217 132V131H216ZM234 132V131H233ZM0 133H1V131H0ZM22 133V132H21ZM60 133V132H59ZM76 133V132H75ZM125 133V132H124ZM139 133V132H138ZM144 133V132H143ZM150 133V132H149ZM148 133V134H149ZM154 133V131L152 132V135H154V136H156L157 137V134L155 133V134H153ZM160 133H161V131H160ZM172 133H174V132H172ZM171 133V134H172ZM189 133H191V132H189ZM197 133V132H196ZM205 133V134H206ZM222 133V134H223ZM15 134V133H14ZM49 134V133H48ZM55 134H56V132H55ZM64 134V133H63ZM85 134V133H84ZM92 134H93V131H92ZM98 134V133H97ZM100 134V133H99ZM117 134H119V135H117L116 137H119L120 136V133H117ZM128 134V133H127ZM126 134V135H127ZM133 134V133H132ZM136 134V133H135ZM151 134V133H150ZM163 134H166V135H163V136H160L161 138H163V139H165V140H169V133H168V131H167V133H163ZM168 134V135H167ZM176 134V133H175ZM174 134V135H175ZM192 134H194V133H192ZM212 134H214V133H212ZM211 134V135H212ZM215 134H219V132L218 133H215ZM221 134V135H222ZM226 134V135H227ZM7 135V134H6ZM8 135H9V133H8ZM22 135V134H21ZM35 135H37L36 133H35ZM45 135V134H44ZM52 135V134H51ZM73 135V134H72ZM94 135H96V134H94ZM131 135V134H130ZM142 135V134H141ZM144 135V134H143ZM174 135L172 134V136L174 137ZM178 135V134H177ZM177 135L175 136V138L177 137ZM185 135V134H184ZM195 135V134H194ZM191 136V137H195V136ZM211 135H209V136H211ZM70 136V135H69ZM87 136V135H86ZM128 136V135H127ZM140 137L138 134L136 135V137ZM150 136V135H149ZM153 136V137H154ZM181 136V135H180ZM185 136H190V135H185ZM201 136V135H200ZM204 136V135H203ZM202 136V137H203ZM233 136V135H232ZM5 137V136H4ZM11 137V136H10ZM9 137V139H11ZM24 137H25V135H24ZM36 137V136H35ZM39 137V136H38ZM45 137V136H44ZM89 138H90V136H88ZM123 137V136H122ZM131 137V136H130ZM130 137H128L129 138V140H130ZM133 137H135V136H133ZM153 137L151 138V140L153 139ZM160 137H158L159 138V140H160ZM179 137V136H178ZM191 137H187V138H191ZM208 137V136H207ZM212 137V136H211ZM214 137V136H213ZM216 137V136H215ZM23 138V137H22ZM31 138V137H30ZM49 138V137H48ZM79 138H81V137H79ZM85 138V137H84ZM103 138V137H102ZM126 138V137H125ZM127 138V139H128ZM170 138H171V136H170ZM197 138H199V137H197ZM219 138H222L221 136H219ZM250 138H249V140H250ZM4 139V138H3ZM7 139H8V137H7ZM6 139V140H7ZM78 139V138H77ZM93 139H95V138H93ZM103 139H106V138H103ZM121 139V138H120ZM120 139H119V141H120ZM134 139V138H133ZM138 139V138H137ZM144 140H145V137L143 138ZM163 139H161V140H163ZM172 140H174V138H171ZM178 140H177V142L179 141V143H177V144H179V146H181L180 144H182V143H184L183 141V138H182V141H181V139L180 138H177ZM192 139V138H191ZM208 139V138H207ZM5 140V139H4ZM51 140V139H50ZM54 140V139H53ZM108 140V139H107ZM125 140V139H124ZM138 140H141V139H138ZM154 140V139H153ZM160 140V141H161ZM171 140V141H172ZM176 140V139H175ZM199 140V139H198ZM209 140V139H208ZM212 140H213V138H212ZM94 141V140H93ZM113 141V140H112ZM154 141H158L157 140V138H156V140H154ZM171 141H167V142H171ZM189 141V140H188ZM187 141V142H188ZM193 141V140H192ZM191 141V142H192ZM203 141H205V140H203ZM207 141V140H206ZM213 141H215V140H213ZM212 141V142H213ZM217 141H218V137H217ZM220 141V140H219ZM218 141V142H219ZM2 142V141H1ZM9 142V141H8ZM42 142V141H41ZM41 142H40V144H41ZM79 142V141H78ZM83 142V141H82ZM126 142V141H125ZM128 142V141H127ZM131 142H134L135 143V141L133 140L132 141V139H131ZM138 142H140V141H138ZM137 142V143H138ZM152 142V141H151ZM166 142V141H165ZM172 142H175V141H172ZM181 142V143H180ZM186 142V143H187ZM208 142V141H207ZM222 142V141H221ZM221 142H220V144H221ZM223 142V143H224ZM4 143V142H3ZM94 143V142H93ZM115 142H113V144H114ZM130 143V142H129ZM133 143V144H134ZM137 143H135V144H137ZM153 143V142H152ZM156 143V142H155ZM161 143H163V142H160V145H161ZM169 143H166L165 145H167L168 144V146L170 145ZM186 143H184L186 146H187V144ZM195 143V142H194ZM217 143V142H216ZM215 143V144H216ZM222 143V146L224 145ZM39 144V145H40ZM86 144V143H85ZM88 144V143H87ZM124 144V143H123ZM139 144V143H138ZM142 144H143V142H142ZM141 144V145H142ZM157 144H158V142H157ZM164 144V143H163ZM192 144V146L194 145H196V147L199 145V143H198V145H197V143L196 144H193V143H191ZM190 144V145H191ZM201 144V143H200ZM209 144V143H208ZM254 144H255V142H254ZM258 144V143H257ZM9 145H11V144H9ZM110 145V144H109ZM128 145V144H127ZM132 144H130V146H131ZM141 145H140V148L143 150V151H146V152H148V153H150V154H154L155 152H154V150H152V149H150V148H148V146H150V144L147 146V144H146V146H144V145H142L143 147H141ZM152 145V144H151ZM160 145H159V147H160ZM175 145V144H174ZM203 145V144H202ZM205 145V144H204ZM207 145V144H206ZM205 145V146H206ZM247 145H249V144H247ZM12 146V145H11ZM88 146V145H87ZM94 146V145H93ZM99 146H101V145H99ZM104 146H106V145H104ZM113 146V145H112ZM129 146V145H128ZM155 146H157V145H155ZM172 146V148H174L175 146H173V145H171ZM178 146V145H177ZM177 146H176V148H177ZM184 146V145H183ZM189 146V145H188ZM201 146V145H200ZM212 146L213 145H211V146H206L208 149L211 147L212 148ZM221 146V145H220ZM219 146V147H220ZM229 146V145H228ZM232 146V147H233ZM250 147H251V144L249 145ZM88 147H90V146H88ZM98 147V146H97ZM164 147V146H163ZM190 147V146H189ZM254 147V146H253ZM252 147V148H253ZM257 147V146H256ZM264 147V146H263ZM8 148V147H7ZM15 148V147H14ZM19 148V147H18ZM80 148V147H79ZM99 148V147H98ZM102 148V147H101ZM123 148H126V147H123ZM168 148V147H167ZM170 148V147H169ZM179 148V147H178ZM177 148V149H178ZM184 148H188V147H184ZM184 148H183V152L185 151V153H186V151H188V150H184ZM191 148H193V147H191ZM190 148V149H191ZM195 148V147H194ZM198 148V147H197ZM216 148H218V147H215V149ZM226 148H228L227 146H226ZM229 148L231 149V147L229 146ZM249 148V147H248ZM247 148V149H248ZM251 148V149H252ZM4 149V148H3ZM111 149V148H110ZM115 149V148H114ZM116 149H117V147H116ZM115 149V150H116ZM132 149H134V148H132ZM137 149V148H136ZM140 149V150H141ZM158 149V148H157ZM156 149V150H157ZM165 149V148H164ZM201 149H204L202 146H201ZM206 149V148H205ZM204 149V150H205ZM214 149V148H213ZM220 149H221V147H220ZM219 149V150H220ZM223 149H224V147H223ZM244 149V148H243ZM8 150H11L10 148L8 149ZM18 150V149H17ZM28 150V149H27ZM82 150V149H81ZM100 150V149H99ZM160 150V152H161V149H159ZM173 151H174V149H172ZM180 150V149H179ZM191 150H194V149H191ZM225 150V149H224ZM229 150V149H228ZM236 150V149H235ZM240 150H241V148H240ZM249 150H250V148H249ZM264 150V149H263ZM6 151V150H5ZM16 151V150H15ZM15 151H13V152H15ZM19 151H21L20 149H19ZM138 150H136V152H137ZM158 151V150H157ZM156 151V152H157ZM199 151V150H198ZM201 151V150H200ZM210 151H211V149H210ZM232 151V150H231ZM237 151H238V149H237ZM257 151H259L258 149H257ZM26 152H29V151H26ZM58 152V151H57ZM111 152V151H110ZM110 152H108V153H110ZM118 152V151H117ZM135 152V153H136ZM142 152V151H141ZM140 152V153H141ZM181 152V151H180ZM191 152V151H190ZM192 152H194V151H192ZM191 152V153H192ZM196 152V151H195ZM203 152V151H202ZM208 152V151H207ZM212 152V151H211ZM235 152V151H234ZM252 152V151H251ZM4 152L0 149V156H2V154H3ZM8 153H9V151H8ZM11 153V152H10ZM9 153V154H10ZM96 153H97V151H96ZM100 153V152H99ZM103 153H104V151H103ZM115 153V152H114ZM127 153V152H126ZM129 153V152H128ZM163 153H164V151H163ZM162 153V154H163ZM174 153V152H173ZM201 153V152H200ZM230 153V152H229ZM249 153V152H248ZM31 154V153H30ZM98 154V153H97ZM138 154V153H137ZM156 154V153H155ZM158 154V153H157ZM176 154V153H175ZM174 154V155H175ZM181 154V153H180ZM179 154V155H180ZM187 154V153H186ZM202 154V153H201ZM201 154H199V155H201ZM204 154L206 155L207 153H205L204 152ZM210 154H212V153H210ZM209 153H208V156L210 155ZM222 156H223V154L222 153H220ZM257 154H258V152H257ZM263 154V153H262ZM18 155V154H17ZM52 155V154H51ZM119 155V154H118ZM133 155V154H132ZM169 155V154H168ZM173 155V154H172ZM171 155V156H172ZM198 155V156H199ZM213 155H214V153H213ZM226 155V154H225ZM229 155V154H228ZM228 155L226 156V157H228ZM244 155V154H243ZM249 155H251V154H249ZM6 156V155H5ZM8 156V155H7ZM14 156V155H13ZM53 156V155H52ZM110 156V155H109ZM128 156V155H127ZM131 156V155H130ZM170 156V157H171ZM183 156V155H182ZM204 156V155H203ZM207 156V155H206ZM219 156V155H218ZM239 156V155H238ZM253 156V155H252ZM255 156V155H254ZM257 156V155H256ZM263 156V155H262ZM261 156V157H262ZM4 157V156H3ZM20 157V156H19ZM38 157H40V156H38ZM41 157H42V155H41ZM45 157V156H44ZM108 157V156H107ZM125 157H126V155H125ZM124 157V158H125ZM132 157V156H131ZM153 157V156H152ZM157 157H161L160 156V153L158 154V156ZM165 157V156H164ZM174 157V156H173ZM180 157H181V155H180ZM179 157V158H180ZM190 157H191V155H190ZM225 157V158H226ZM240 157H241V155H240ZM243 157V156H242ZM249 157H251V156H249ZM258 157H260V154H259V156ZM6 158V157H5ZM10 158V157H9ZM50 158V157H49ZM52 158V157H51ZM50 158V159H51ZM126 158H128V157H126ZM133 158V157H132ZM146 158V157H145ZM162 158V157H161ZM176 158V157H175ZM175 158H174V160H175ZM185 158V157H184ZM209 158H210V156H209ZM215 158H217L216 156H215ZM219 158H221V157H219ZM238 158V157H237ZM257 158V157H256ZM2 159H4V158H1V160ZM11 159H15L14 157L13 158H11ZM24 159H26L25 157H23V159H22V161H21V164H20V168H16V169H18L17 170V173L15 174H13V175H11V176H9L10 178H9V180L7 181V180H5L4 178H6V177H3V175L2 174H0V253H2L3 254V256H4V264H46V262H45V260H46V253L48 252V250H49V247H50V243L52 242V241H55V245L53 244H51L52 245V247H53V249H54V246H55V249H56V251L58 250V251H61L62 252V250L64 249H66L67 250V248H73V249H75V251H76V253L77 254H79V255H84L85 253H86V251H87V248L86 247H83L82 246V244L83 243H85V241L88 239V238H90L89 237V233L87 234V232H88V230H90V229H87L88 227H91V229H92V227L94 226V224L95 225H97V226H102L103 225V223H102V217L103 216H105V214H107L108 215V213L110 214L111 213V215H112V213L113 214H115V215H117V217L119 216V217H121L122 218V222H123V227L124 228H127V229H133V228H138L139 226H141V224L143 225L144 224V222H147L148 223V225L150 224V225H152V226H154V227H165V230H166V233L167 232H170V233H173V234H175V236H176V234H177V236H179L178 235V233L177 232H179V230L176 232L175 230H174V228H176V227H174V221H173V219L170 221V219L169 220H162V218L161 219H159V218H156V219H152V220H148V219H146V220H132L130 217L132 216V215H134V214H136L137 212H138V207H139V201L135 198H119L118 196H116V197H118V198H116V199H106V198H93V200H90L89 199V197H88V199H87V202L84 204V205H81L80 207H75V208H77L76 210H74L73 212H69L68 214H69V216L68 215H66V216H68V227L67 228H64V229H62V227H57V226H55V219H56V217H57V214L58 213H61V212H64V211H66L67 209H65L66 208V203H67V201H66V203L63 201L62 202V198H64L65 197V195L67 194V193H69L68 192V190L67 189H60L58 186H56V184H53V182H51L50 180L51 179H47L45 176H44V174H46V173H44L43 175L42 174H40V171L39 170H37L39 173H38V175L40 174L41 176H43V177H39V178H33V174H32V178H31V176H28V174L27 175H24V173H23V171L25 170V168L28 170H34V168H35V166L34 165H36V164H34L33 163V165L32 164H30V163H23V160ZM43 159V158H42ZM50 159H48V160H50ZM103 159V158H102ZM101 159V160H102ZM188 159V158H187ZM191 159V158H190ZM197 159V158H196ZM229 159H230V157H229ZM235 159V158H234ZM241 159V158H240ZM250 159V158H249ZM252 159H255V157L254 158H252ZM261 159H263V158H261ZM16 160V159H15ZM34 160V159H33ZM40 160V159H39ZM52 160V159H51ZM55 159H53V161H54ZM127 160V159H126ZM136 160V159H135ZM149 160V159H148ZM153 160V159H152ZM167 160H169L168 158H167ZM167 160H166V162H167ZM181 160V159H180ZM195 160V159H194ZM193 160V161H194ZM198 160H200V159H198ZM202 160V159H201ZM213 160H215V159H213ZM220 160V159H219ZM221 160H222V158H221ZM243 160V159H242ZM6 162H8L7 160H5ZM13 161V160H12ZM26 161H27V159H26ZM29 161V160H28ZM44 161V160H43ZM92 161V160H91ZM110 161V160H109ZM120 161H122V160H120ZM131 161H133L132 159H131ZM140 161H142V160H140ZM147 161V160H146ZM170 161V160H169ZM171 161H172V158H171ZM187 161V160H186ZM192 161V162H193ZM226 161V160H225ZM224 161V165L223 166H227V164H229V163H227V161L225 162ZM241 161V160H240ZM249 161V160H248ZM250 161H251V159H250ZM249 161V162H250ZM254 161V160H253ZM257 161V160H256ZM33 162V161H32ZM42 162V161H41ZM45 162V161H44ZM56 162V161H55ZM135 162V161H134ZM165 162V161H164ZM191 162V163H192ZM197 162V161H196ZM203 162V161H202ZM219 162H221L222 163V161H219ZM229 162V161H228ZM10 163V162H9ZM12 163V162H11ZM18 163V162H17ZM57 163V162H56ZM107 163V162H106ZM119 163V162H118ZM136 163H137V161H136ZM170 163V162H169ZM178 163H179V161H178ZM191 163H188V164H191ZM201 163V162H200ZM210 163V162H209ZM236 163V162H235ZM235 163H233V164H235ZM240 163V162H239ZM244 163V162H243ZM260 163V162H259ZM262 163V162H261ZM105 164V163H104ZM124 164V163H123ZM130 164V163H129ZM145 164V163H144ZM153 164V163H152ZM155 164V163H154ZM167 164V163H166ZM205 164V163H204ZM207 164L208 163H206V166H207ZM214 164H215V162H214ZM213 164V165H214ZM219 164V163H218ZM240 164H242V162L240 163ZM248 164V163H247ZM1 165H5L4 167H6V164H1ZM15 165V164H14ZM18 165V164H17ZM107 165H108V163H107ZM118 165V164H117ZM132 165H133V163H132ZM141 165V164H140ZM147 165V164H146ZM187 165V164H186ZM195 165V164H194ZM193 165V166H194ZM201 165H203V164H201ZM216 165V164H215ZM237 165V164H236ZM37 166V165H36ZM110 166V165H109ZM113 166V165H112ZM121 166H122V164H121ZM136 166V165H135ZM134 166V167H135ZM139 166V165H138ZM154 166V165H153ZM160 166H162V165H160ZM167 166V165H166ZM170 166H171V164H170ZM169 166V167H170ZM181 166V165H180ZM200 166V165H199ZM217 166V165H216ZM228 166H230L231 167V165H228ZM235 166V165H234ZM234 166H232L233 167V170H234ZM238 166H240V165H238ZM254 166V165H253ZM252 166V167H253ZM256 166H259V165H256ZM2 167V166H1ZM40 167V166H39ZM46 167V166H45ZM51 167V166H50ZM57 167V166H56ZM111 167V166H110ZM116 167V166H115ZM115 167H114V169H115ZM177 167V166H176ZM179 167V166H178ZM198 167V166H197ZM196 167V168H197ZM7 168H8V166H7ZM12 168V167H11ZM53 168V167H52ZM105 168V167H104ZM103 168V169H104ZM107 168V167H106ZM109 168V167H108ZM123 168H125V167H123ZM130 168V167H129ZM138 168V167H137ZM136 168V169H137ZM145 168V167H144ZM143 168V169H144ZM174 168V167H173ZM208 168V167H207ZM222 168V167H221ZM229 168V167H228ZM251 168V167H250ZM51 169V168H50ZM49 169V170H50ZM119 169V168H118ZM128 169V168H127ZM146 169H148V168H146ZM190 169V168H189ZM210 169V168H209ZM218 169V168H217ZM223 169V168H222ZM222 169H219V170H222ZM252 169V168H251ZM254 169V168H253ZM8 170V169H7ZM13 170V169H12ZM54 170V169H53ZM133 170V169H132ZM160 170V169H159ZM158 170V171H159ZM173 170V169H172ZM198 170V169H197ZM211 170H212V167H211ZM215 170V169H214ZM228 170H230V168L228 169ZM238 170V169H237ZM240 170H242V169H240ZM248 170V169H247ZM255 170L258 172V173H260V174H262V175H264V165L262 164V166H260L259 168H257L256 169V167H255ZM1 171V170H0ZM26 171V170H25ZM34 171H36V170H34ZM43 171H44V169H43ZM108 171V170H107ZM106 171V172H107ZM136 171V170H135ZM153 171V170H152ZM223 171V170H222ZM235 171V170H234ZM245 171V170H244ZM8 172V171H7ZM27 172V171H26ZM31 172V171H30ZM45 172H47V169H46V171ZM113 172V171H112ZM111 172V173H112ZM145 172H146V170H145ZM144 172V173H145ZM215 172H217L216 170H215ZM227 171H225V173H226ZM236 172V171H235ZM240 172V171H239ZM255 171L253 170V173H254ZM1 173V172H0ZM34 173V172H33ZM51 173V172H50ZM49 173V174H50ZM87 173V172H86ZM91 173V172H90ZM118 173V172H117ZM131 173V172H130ZM129 173V174H130ZM148 173H149V171H148ZM151 173V172H150ZM157 173V172H156ZM173 173V172H172ZM206 172H199V173H195V174H193V176L195 177V179L196 178H198L196 181H198L199 180V178H204L205 176L207 177V175L205 174ZM208 173V172H207ZM210 173V172H209ZM219 173H221V171L219 172ZM223 173V172H222ZM252 173V172H251ZM252 173V174H253ZM258 173H256L257 174V176H258ZM7 174V173H6ZM31 174H29V175H31ZM37 174V173H36ZM84 174V173H83ZM127 174V173H126ZM139 174H141V173H139ZM159 174H161V173H159ZM174 174V173H173ZM190 174H191V171H190ZM243 174V173H242ZM246 174H248V173H246ZM251 174V175H252ZM51 175V174H50ZM57 175V174H56ZM99 175V174H98ZM113 175V174H112ZM122 175V174H121ZM209 175V174H208ZM216 175H218V172H217V174ZM220 175V174H219ZM234 175V174H233ZM239 174H237V176H238ZM241 175V174H240ZM245 175V174H244ZM243 175V176H244ZM37 176V175H36ZM94 175H92V177H93ZM120 176V175H119ZM125 176V175H124ZM147 176V175H146ZM160 176V175H159ZM180 176V175H179ZM184 176V175H183ZM192 176V177H193ZM210 176V175H209ZM213 176V175H212ZM222 176H224V175H222ZM226 176V175H225ZM261 176V175H260ZM53 177H54V175H53ZM56 177V176H55ZM54 177V178H55ZM95 177V176H94ZM116 177V176H115ZM114 177V178H115ZM118 177V176H117ZM137 177V176H136ZM192 177H190V178H192ZM214 177H215V175H214ZM230 176H228V178H229ZM245 177V176H244ZM250 177V176H249ZM262 177H264V176H262ZM49 178H51V177H49ZM61 178V177H60ZM209 178H211V177H209ZM216 178V177H215ZM223 178V177H222ZM225 178V177H224ZM231 178V177H230ZM229 178V179H230ZM163 179V178H162ZM175 179V178H174ZM173 179V180H174ZM183 179H184V177H183ZM194 179V180H195ZM206 179V178H205ZM227 179V178H226ZM234 179V178H233ZM235 179H237V178H235ZM241 179V178H240ZM247 179V178H246ZM55 179H53V181H54ZM60 180V179H59ZM147 180V179H146ZM156 180V179H155ZM187 180V179H186ZM191 180V179H190ZM209 180V179H208ZM220 180H222V179H220ZM231 180V179H230ZM245 180V179H244ZM256 180V179H255ZM258 180V179H257ZM212 181H213V179H212ZM225 181V180H224ZM248 181V180H247ZM263 181V180H262ZM164 182H165V180H164ZM167 182L168 181H166V184H167ZM173 182V181H172ZM178 182H179V180H178ZM182 182V181H181ZM184 182V181H183ZM210 182V181H209ZM215 182V181H214ZM227 182H228V180H227ZM234 182V181H233ZM240 182V181H239ZM55 183H57V185L58 184H60V183H58L57 182V180H56V182ZM62 183V182H61ZM70 183H72V182H70ZM94 183H95V181H94ZM162 183V182H161ZM206 183H207V180H206ZM217 183V182H216ZM219 183V182H218ZM250 183V182H249ZM261 183V182H260ZM79 184V183H78ZM97 184V183H96ZM157 184V183H156ZM183 184V183H182ZM196 184H197V182H196ZM195 184V185H196ZM208 184V183H207ZM226 184V183H225ZM228 184V183H227ZM252 184V183H251ZM257 184V183H256ZM65 185H67L68 186V184H65ZM81 185H84L83 183L81 184ZM145 185H146V183H145ZM171 185V184H170ZM180 185V184H179ZM190 185V184H189ZM193 185V184H192ZM199 185V184H198ZM203 185V184H202ZM211 185V184H210ZM210 185H209V187H210ZM229 185V184H228ZM241 185V184H240ZM247 186H248V184H246ZM255 185V184H254ZM262 185H263V183H262ZM67 186H64V187H67ZM71 186V185H70ZM76 186H78L77 184H76ZM84 186H87L86 184L84 185ZM142 186V185H141ZM172 186V185H171ZM178 186V185H177ZM213 186V185H212ZM219 186H220V184H219ZM227 186V185H226ZM225 186V187H226ZM230 186H231V184H230ZM236 186V185H235ZM257 186V185H256ZM74 188H75V185L73 186ZM72 187V188H73ZM88 187V186H87ZM90 187V186H89ZM150 187V186H149ZM175 187V186H174ZM173 187V188H174ZM186 187H188V186H186ZM185 187V188H186ZM204 187V186H203ZM222 187V186H221ZM229 187V186H228ZM233 187V186H232ZM238 187H240V186H238ZM246 187V186H245ZM251 187V186H250ZM259 187H260V185H259ZM262 187V186H261ZM68 188V187H67ZM72 188H68V189H71V193L70 194H73L72 193ZM143 188H144V186H143ZM166 188V187H165ZM172 188V189H173ZM213 188V187H212ZM80 189V188H79ZM91 189H92V187H91ZM174 189H176V188H174ZM192 189H193V187H192ZM196 189V188H195ZM201 189V188H200ZM199 189V190H200ZM210 189V188H209ZM215 189V188H214ZM213 189V190H214ZM222 189H224V187L222 188ZM226 189V188H225ZM229 189V188H228ZM236 189V188H235ZM234 189V190H235ZM243 189H244V187H243ZM247 189H249V188H247ZM246 189V190H247ZM89 190V189H88ZM87 190V191H88ZM94 190V189H93ZM124 190V189H123ZM137 190V189H136ZM153 190V189H152ZM169 190V189H168ZM204 190V189H203ZM240 190V189H239ZM242 190V189H241ZM254 190V191H253ZM253 190L252 191H250V192H248L249 193V195L248 194H246V193H244L243 191L244 190H242L241 192L243 193V194H246L247 196H249V198H251V201H253L252 199H256V200H260V202H262L261 201V199H263L264 198V186L262 187V188H253ZM76 191V190H75ZM101 191H103V190H101ZM121 192H122V190H120ZM130 191V190H129ZM128 191V192H129ZM178 191V190H177ZM196 191V190H195ZM205 192L207 191V190H204ZM226 191H228L227 189H226ZM98 192V191H97ZM118 191H116V193H117ZM144 192V191H143ZM142 192V193H143ZM146 192H147V190H146ZM150 192V191H149ZM175 192V191H174ZM173 192V193H174ZM179 192V191H178ZM187 192V191H186ZM189 192H191V191H189ZM210 192V191H209ZM236 192H239L238 190H236ZM236 192L235 191H232V188H231V190H229V193L228 194H231L232 195V197L233 196H237L239 193H237L236 194ZM80 193V192H79ZM92 193V192H91ZM112 193V192H111ZM127 193V192H126ZM132 193V192H131ZM141 193V192H140ZM142 193H141V195H142ZM154 193H155V191H154ZM194 193V192H193ZM221 193V192H220ZM226 193V192H225ZM75 194H78V192H76ZM89 194V193H88ZM98 194V193H97ZM118 194V193H117ZM120 194H122V193H120ZM128 194V193H127ZM186 194V193H185ZM200 194V193H199ZM222 194V193H221ZM223 194H224V192H223ZM227 194V195H228ZM241 194V193H240ZM94 195V194H93ZM99 195V194H98ZM106 195V194H105ZM112 195V194H111ZM126 195V194H125ZM136 195V194H135ZM134 195V196H135ZM140 195V194H139ZM138 195V196H139ZM141 195H140V197H141ZM145 195H147L146 193H145ZM151 195H152V193H151ZM159 195V194H158ZM157 195V196H158ZM161 195V194H160ZM175 195V194H174ZM177 195V194H176ZM190 195H192V194H190ZM195 195V194H194ZM201 195V194H200ZM199 195V196H200ZM203 195V194H202ZM214 195V194H213ZM88 196V195H87ZM97 196V195H96ZM107 196H110V194L109 195H107ZM153 196H156V195H153ZM183 196V195H182ZM210 196V195H209ZM226 196V195H225ZM244 196V195H243ZM92 197V196H91ZM125 197V196H124ZM143 197V196H142ZM152 197V196H151ZM181 197V196H180ZM205 197V196H204ZM224 197V196H223ZM238 197V196H237ZM72 198V197H71ZM82 198V197H81ZM146 198V197H145ZM156 198V197H155ZM159 198V197H158ZM178 198V197H177ZM181 198H183V197H181ZM184 198H186V197H184ZM192 198V197H191ZM229 198H231V197H229ZM149 199V198H148ZM147 199V200H148ZM171 199V198H170ZM175 199V198H174ZM205 199V198H204ZM215 199V198H214ZM233 198H231V200H232ZM244 199H245V197H244ZM246 199H247V197H246ZM68 200V199H67ZM85 200H86V198H85ZM145 200V199H144ZM146 200V201H147ZM152 200V199H151ZM160 200V199H159ZM158 200V201H159ZM161 200H163V199H161ZM160 200V201H161ZM203 200V199H202ZM210 200H212V198H210ZM220 200V199H219ZM225 200V199H224ZM235 200V199H234ZM78 201V200H77ZM188 201H190V199L188 200ZM201 201V200H200ZM228 201H229V199H228ZM247 200H245V202H246ZM249 201V200H248ZM257 201V202H258ZM79 202V201H78ZM77 202V203H78ZM81 202V201H80ZM145 202V201H144ZM150 202V201H149ZM148 202V203H149ZM165 202V201H164ZM199 202V201H198ZM234 202V201H233ZM256 202V203H257ZM264 202V201H263ZM71 203V202H70ZM148 203H146V204H144V205H147ZM168 203V202H167ZM195 203V202H194ZM202 203H204V202H202ZM225 203V202H224ZM231 203V202H230ZM240 203V202H239ZM255 203V204H256ZM80 204H83V202L82 203H80ZM154 204V203H153ZM159 204V203H158ZM161 204V206H162V204L163 203H160ZM207 204V203H206ZM219 204V203H218ZM221 204V203H220ZM72 205V204H71ZM165 205V204H164ZM199 205V204H198ZM210 205H212V204H210ZM142 206V205H141ZM169 206V205H168ZM206 206V205H205ZM204 206V207H205ZM208 206V205H207ZM229 206V205H228ZM234 206V205H233ZM237 206V205H236ZM252 206V205H251ZM147 207V206H146ZM175 207V206H174ZM196 207V206H195ZM203 207V206H202ZM202 207H200V208H202ZM211 207V206H210ZM219 207H220V205H219ZM230 207V206H229ZM240 207H241V205H240ZM68 208H69V206H68ZM74 208V207H73ZM72 208V209H73ZM74 208V209H75ZM140 208V207H139ZM142 208V207H141ZM165 208H166V206H165ZM169 208V207H168ZM178 208V207H177ZM183 208V207H182ZM181 208V209H182ZM191 208V207H190ZM70 209H71V207H70ZM151 209V208H150ZM154 209V208H153ZM176 209V208H175ZM216 209V208H215ZM220 209H222V208H220ZM224 209V208H223ZM228 209V208H227ZM245 209V208H244ZM259 209V208H258ZM140 210V209H139ZM143 210V209H142ZM149 210V209H148ZM165 210V209H164ZM184 210V209H183ZM195 210H197V209H195ZM243 210V209H242ZM248 210V209H247ZM252 210V209H251ZM262 210H264V209H262ZM57 211V212H56ZM68 211H69V209H68ZM72 211V210H71ZM147 210H145V212H146ZM163 211V210H162ZM168 211H169V209H168ZM180 211V208H178V211L176 210V212H179ZM205 211V210H204ZM219 211V210H218ZM241 211V210H240ZM157 212V211H156ZM160 212V211H159ZM170 212H171V214H172V212H173V210L171 209L170 210ZM176 212H174V213H176ZM189 212H193V211H189ZM195 212H197V211H195ZM216 212V211H215ZM222 212V211H221ZM225 212H226V210H225ZM237 212V211H236ZM64 213H67V212H64ZM149 213V212H148ZM155 213V212H154ZM165 213H167V212H165ZM204 213V212H203ZM209 213V212H208ZM218 213V212H217ZM227 213V212H226ZM226 213H224V214H226ZM233 213H235V212H233ZM243 213H246V212H243ZM257 213V212H256ZM143 214V213H142ZM145 214V213H144ZM170 214V215H171ZM178 214V213H177ZM202 214V213H201ZM223 214V213H222ZM238 214H239V212H238ZM242 214V213H241ZM249 214V213H248ZM247 214V215H248ZM252 214V213H251ZM258 214H259V212H258ZM14 215H17L19 218H22L19 222H21L20 224H18V225H15V226H11V227H3L2 226V223L3 222H5V221H7L9 218H11L12 216H14ZM59 215H62V214H59ZM103 215V216H102ZM139 215V214H138ZM167 215V214H166ZM200 215V214H199ZM212 215V214H211ZM210 215V216H211ZM220 215V214H219ZM237 215V214H236ZM244 215V214H243ZM253 215V214H252ZM109 216V215H108ZM187 216V215H186ZM208 216V215H207ZM209 216V217H210ZM223 216V215H222ZM135 217H136V215H135ZM165 217V216H164ZM177 217V216H176ZM183 217V216H182ZM185 217V216H184ZM188 217V216H187ZM195 217V216H194ZM193 217V218H194ZM204 217H205V215H204ZM208 217V218H209ZM219 217V216H218ZM244 217V216H243ZM260 217H261V215H260ZM14 218H16V216L14 217ZM61 218V217H60ZM106 218V217H105ZM104 218V219H105ZM141 218V217H140ZM139 218V219H140ZM143 218H146V217H143ZM177 218H179V216L177 217ZM176 218V219H177ZM189 218H191V217H189ZM199 218V217H198ZM229 218V217H228ZM235 218V217H234ZM63 219V218H62ZM64 219L66 220V218H65V216H64ZM103 219V220H104ZM112 219H114V218H112ZM111 219V220H112ZM165 219V218H164ZM166 219H167V217H166ZM175 219V218H174ZM180 219H182L183 220V218H180ZM212 219V218H211ZM214 219V218H213ZM212 219V220H213ZM222 219V218H221ZM220 219V220H221ZM233 219V218H232ZM241 219H243V218H241ZM255 219H257V218H255ZM258 219H260V218H258ZM60 220V219H59ZM59 220H58V223H59ZM185 220V219H184ZM188 220V219H187ZM200 220V219H199ZM206 219H204V221H205ZM210 220V219H209ZM208 219L206 220L207 221V223H208V221H209ZM229 220H230V218H229ZM236 220H238V219H236ZM196 221V220H195ZM203 221V220H202ZM202 221H200L201 223H202ZM206 221L204 222V224L206 223ZM214 221V220H213ZM219 221V220H218ZM217 221V222H218ZM261 221V220H260ZM259 221V222H260ZM18 222V221H17ZM62 222V221H61ZM103 222H105V220L103 221ZM112 222V221H111ZM116 222H119V221H116ZM192 222V221H191ZM194 222V221H193ZM192 222V223H193ZM198 223L199 224V226H201L202 228H204L205 227V229H206V224H205V226H203V225H201V223ZM210 222V221H209ZM239 222V221H238ZM259 222H257V221H251V220H249V219H246V220H244L242 223H238L239 225H238V227L237 228H235V230H233V228H232V232L231 233H229V235L231 234V236H230V239H229V241H228V246L226 247V248H223L221 251H217L216 253H214V256H213V260H212V262L210 261V264H221V263H223V262H225V260H226V256L230 253V255H231V257L233 256L234 258H235V256H238L237 258H243L244 260H243V262L245 263V264H264V234H263V238L260 240V243H258L257 242V240H259L260 238H259V235L261 234V225H260V223ZM263 222V221H262ZM66 223V224H67ZM211 223H212V221H211ZM214 223V222H213ZM234 223V222H233ZM23 224H26V226L27 227H24L23 226ZM65 224V223H64ZM106 224V223H105ZM182 224V223H181ZM180 224V225H181ZM197 224V225H198ZM220 224V223H219ZM223 224H225V223H223ZM231 224V223H230ZM60 225V224H59ZM114 225V224H113ZM118 225V224H117ZM190 225V224H189ZM197 225H193L194 226V229L196 228V226ZM209 225H210V223H209ZM215 225H216V228H217V224L215 223ZM226 225V224H225ZM229 225V224H228ZM107 226H109L108 224H107ZM177 226H179L178 224H177ZM192 226V225H191ZM211 226V225H210ZM213 226H214V224H213ZM233 226V225H232ZM63 227H65V226H63ZM174 227V228H173ZM182 227L183 226H181V230H182ZM188 228H189V226H187ZM221 227V226H220ZM107 228V227H106ZM113 228V230H115V231H113V235L111 236H109L108 234H106V233H103V237L105 238V239H108V240H112L113 242L114 241H116V242H119L120 243V241H122V238H117L116 236L118 235V232L116 231L119 227H117V226H114V227H112ZM123 228V229H124ZM144 228V227H143ZM146 228V227H145ZM148 228V227H147ZM187 228V229H188ZM193 228V227H192ZM263 228V227H262ZM87 229V230H86ZM101 229V228H100ZM110 229V228H109ZM122 229V228H121ZM177 229V228H176ZM184 229V228H183ZM197 229V228H196ZM195 229V230H196ZM205 229H204V231H205ZM102 230H103V228H102ZM165 230H164V232H165ZM180 230V232H179V234H180V236H181V234H183L182 233V231ZM189 230V229H188ZM188 230H187V232H188ZM194 230V231H195ZM200 230V229H199ZM209 230V229H208ZM207 230V231H208ZM228 230V229H227ZM96 231H97V229H96ZM127 231V230H126ZM144 231V230H143ZM142 231V232H143ZM150 231V230H149ZM151 231H153V230H151ZM150 231V232H151ZM156 231V230H155ZM154 231V232H155ZM203 231V232H204ZM229 231V230H228ZM227 231V232H228ZM264 231V230H263ZM94 232H95V230H94ZM93 232V233H94ZM108 232H111V230L110 231H108ZM120 232H122V231H120ZM133 232V231H132ZM139 232V231H138ZM148 232V231H147ZM154 232H152V233H154ZM156 232H158V231H156ZM163 232V233H164ZM185 232V231H184ZM189 232H193L192 231V229H191V231H189ZM195 232H197V230L195 231ZM199 232V231H198ZM202 232V231H201ZM222 232V231H221ZM101 233V232H100ZM160 233V232H159ZM225 233V232H224ZM96 234V233H95ZM112 234V233H111ZM117 234V235H116ZM131 234V233H130ZM129 233H128V236L130 235ZM137 234H139V233H137ZM162 234V233H161ZM169 234V233H168ZM188 234V233H187ZM196 234V233H195ZM204 234V233H203ZM91 235H92V233H91ZM94 235V234H93ZM100 235V234H99ZM98 235V236H99ZM114 235H116V236H114ZM125 235V234H124ZM131 235H133V234H131ZM135 235V234H134ZM143 235H144V233H143ZM224 235H226V233L224 234ZM120 236V235H119ZM121 236H123V235H121ZM150 236H152L151 234H150ZM176 236V237H177ZM130 237V236H129ZM141 237V236H140ZM157 237H158V235H157ZM222 237V236H221ZM96 238V237H95ZM139 238V237H138ZM156 240H155V239ZM167 237H165V239H166ZM184 238H186V237H184ZM205 238V237H204ZM226 238V237H225ZM28 239H29V245H27V242H28ZM99 239V238H98ZM97 239V240H98ZM100 239H102V238H100ZM129 239V238H128ZM135 239H137V238H135ZM146 239V238H145ZM148 239V238H147ZM153 242L154 241H158L157 240V238L156 237H153ZM163 238L161 237V240H162ZM180 239V238H179ZM187 239H188V237H187ZM206 239V238H205ZM205 239H204V241H205ZM221 239V238H220ZM90 239H88V241H89ZM107 240V241H108ZM125 240H127L126 238H125ZM161 240H159L160 242H161ZM167 240V239H166ZM170 240V239H169ZM168 240V241H169ZM172 240H174V239H172ZM185 240V239H184ZM197 240V239H196ZM200 240V239H199ZM208 240V239H207ZM206 240V241H207ZM111 241V242H112ZM143 241V240H142ZM146 241V240H145ZM158 241V242H159ZM167 241V242H168ZM171 241V240H170ZM183 241V240H182ZM200 241H202V239L200 240ZM226 241H227V239H226ZM225 241V242H226ZM98 242V241H97ZM103 241H101V243H102ZM104 242H106V241H104ZM110 242V243H111ZM112 242V243H113ZM129 242V241H128ZM128 242H127V244H128ZM151 242H152V240H151ZM165 242V241H164ZM178 242H179V240H178ZM219 242V241H218ZM221 242V241H220ZM91 243V242H90ZM100 243V242H99ZM109 242H107V244H108ZM109 243V244H110ZM121 243H124V242H121ZM144 243V242H143ZM147 243H149V242H147ZM155 243V242H154ZM153 243V244H154ZM175 243H176V241H175ZM174 243V244H175ZM208 243V242H207ZM116 244V243H115ZM126 244V245H127ZM131 244V243H130ZM129 244V245H130ZM134 244V243H133ZM138 244V243H137ZM163 245H164V243H162ZM167 244V243H166ZM180 244V243H179ZM191 244V243H190ZM189 244V245H190ZM199 244H200V242H199ZM198 243H197V245H199ZM202 244V243H201ZM226 244V243H225ZM84 245V244H83ZM90 245V244H89ZM93 245H94V243H93ZM102 245H103V243H102ZM125 245V244H124ZM145 245V244H144ZM152 245V244H151ZM160 245V244H159ZM172 245H173V243H172ZM182 246L184 245V244H181ZM180 245V246H181ZM196 245V246H197ZM205 245H206V243H205ZM205 245H203V246H205ZM215 245V244H214ZM216 245H217V243H216ZM215 245V246H216ZM220 245V244H219ZM218 245V246H219ZM92 246V245H91ZM90 246V247H91ZM107 246V245H106ZM134 246V245H133ZM132 246V247H133ZM146 246V245H145ZM144 246V247H145ZM165 246V245H164ZM175 246V245H174ZM176 246H177V244H176ZM193 246V245H192ZM200 246V245H199ZM198 246V247H199ZM221 246V245H220ZM223 246V245H222ZM88 247V246H87ZM96 247V246H95ZM114 247V246H113ZM128 248V249H133V248ZM137 247V246H136ZM149 247V246H148ZM154 247H155V244H154ZM188 247V246H187ZM224 247V246H223ZM101 248V247H100ZM115 248V247H114ZM153 248V247H152ZM159 248V247H158ZM171 248V247H170ZM183 248V247H182ZM185 248V247H184ZM207 248V247H206ZM94 249V248H93ZM93 249H91V250H93ZM116 249V248H115ZM124 249H126V247L124 248ZM177 249H178V247H177ZM191 248L189 247V249H186V251L187 250H190ZM194 249V248H193ZM198 249V248H197ZM203 249H205L204 247H203ZM213 249V248H212ZM214 249H216V248H214ZM220 249V248H219ZM88 250H90V249H88ZM97 250H98V248H97ZM111 250V249H110ZM120 250V249H119ZM138 250V249H137ZM143 250V249H142ZM195 250V249H194ZM199 250V249H198ZM207 250V249H206ZM73 251V250H72ZM114 251V250H113ZM129 251V250H128ZM170 251V250H169ZM185 251V249L183 250V252ZM53 252V251H52ZM110 252V251H109ZM125 252V251H124ZM139 252V251H138ZM173 252V251H172ZM227 252V253H226ZM50 253V252H49ZM57 253H59V252H57ZM93 253V252H92ZM112 253V252H111ZM114 253V252H113ZM186 253V252H185ZM191 253V252H190ZM99 254V253H98ZM105 254H107V253H105ZM139 254V253H138ZM141 254V253H140ZM208 254V253H207ZM212 254V253H211ZM49 255V254H48ZM47 255V256H48ZM55 255V254H54ZM61 255V254H60ZM91 255V254H90ZM116 255V254H115ZM143 255V254H142ZM178 255H180V254H178ZM182 255V254H181ZM187 255V254H186ZM56 256V255H55ZM63 256H65V255H63ZM62 256V257H63ZM72 256V255H71ZM74 256V255H73ZM78 256V255H77ZM93 256V255H92ZM95 256H96V254H95ZM105 256V255H104ZM50 257H51V255H50ZM67 257V256H66ZM69 257V256H68ZM67 257V258H68ZM102 257V256H101ZM189 257V256H188ZM70 258V257H69ZM72 258V257H71ZM79 258V257H78ZM88 258V257H87ZM105 258V257H104ZM113 258V257H112ZM159 258V257H158ZM177 258V257H176ZM182 258V257H181ZM185 258H187V257H185ZM230 258V257H229ZM228 258V259H229ZM236 258V259H237ZM55 259V258H54ZM64 259V258H63ZM84 259V258H83ZM101 259V258H100ZM157 259V258H156ZM163 259V258H162ZM174 259V258H173ZM173 259H169V260H171V261H173ZM190 259V258H189ZM195 259V258H194ZM227 259V260H228ZM61 260V259H60ZM82 260V259H81ZM90 260V259H89ZM152 260V259H151ZM182 260V259H181ZM231 260H233L232 258H231ZM238 260H240V259H238ZM54 260H52V262H53ZM76 261H78V260H76ZM93 261V260H92ZM118 261V260H117ZM170 261V262H171ZM190 261V260H189ZM57 262V261H56ZM72 262V261H71ZM70 262V263H71ZM95 262V261H94ZM98 262V261H97ZM107 262V261H106ZM161 262H163L162 260H161ZM206 262H207V260H206ZM228 262V261H227ZM231 262V261H230ZM234 262V261H233ZM1 263V262H0ZM59 263H61V262H59ZM66 262H65V260H64V264H65ZM78 263V262H77ZM89 263V262H88ZM121 263V262H120ZM135 263V262H134ZM239 263V262H238ZM237 263V264H238ZM52 264H54V263H52ZM56 264V263H55ZM67 264V263H66ZM75 264V263H74ZM97 264V263H96ZM103 264V263H102ZM109 264V263H108ZM113 264H114V262H113ZM123 264H124V262H123ZM128 264H129V262H128ZM143 264V263H142ZM171 264V263H170ZM173 264V263H172ZM185 264V263H184ZM190 264V263H189ZM205 264H207V263H205ZM209 264V263H208ZM226 264V263H225ZM234 264V263H233ZM236 264V263H235Z\"/></svg>",
	"mask_w": 264,
	"mask_h": 264
}]
</instances>
